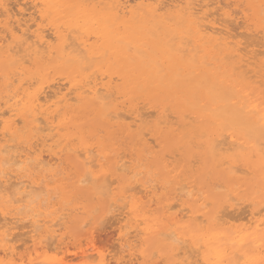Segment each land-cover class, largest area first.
Returning a JSON list of instances; mask_svg holds the SVG:
<instances>
[{
	"label": "rangeland",
	"instance_id": "1",
	"mask_svg": "<svg viewBox=\"0 0 264 264\" xmlns=\"http://www.w3.org/2000/svg\"><path fill=\"white\" fill-rule=\"evenodd\" d=\"M11 1V2H10ZM27 2H25L24 0H22L21 2H20V0L18 1H15V0H8V1H4L5 3H7L6 5H7V7H10V8H8V9H10L11 11H12V9H13V11L12 12H15V11H17V3H21V6H22V4L25 2V4H28V5H25V4H23V5H25V7L27 6V8H29L28 6L30 5L31 7H30V9L29 10H26V8L25 7H23L22 6V8H25V10H26V12H27V14L28 13H32V14H34L33 16L35 17V18H37L36 20H37V22H35V18H34V20L32 21L31 20V25L33 24L35 27H32V29H31V27H30V32L29 33H33L32 31H33V28H34V31H35V29L38 27H42L41 25L44 23L43 21H41L40 20V17L37 15L38 13H34L35 12V10H36V8H34L35 6V3L33 2V0H26ZM138 1H140V0H138ZM138 1H134V0H130V2H131V7H133V8H136V6H138L137 5V3H138ZM162 1V5H167L168 4V7L166 6V8L164 7V9H162V11H161V13H164L165 11H168V10H177V9H180L181 7H182V5H183V7H184V4L186 3L187 5H192L193 3H194V5L196 4L197 6L195 7V9L197 10V14H195L196 16H195V20H197L198 22H196V26H197V28H199L198 26L199 25H201V27H202V25H204V24H209V23H213V24H215V26H217V27H219L220 29H222L224 26V29H226V28H228V29H226L225 31H227V32H229L228 34L226 33V32H224L223 33V37H226V35L228 36V38L226 37L225 39H227V41H229L228 43L225 41V39L224 38H221V39H224V42H226V46H225V43L224 42H222V40H220L221 41V43H224V44H220L219 42H217V43H219V44H217V47L215 48V47H213L214 45H212V44H214V43H207L206 42V40H208V39H206L205 37V40H200L199 42H201L203 45L202 46H198V43L199 42H196V38H199V36H200V34H198V33H196V34H194V32H191V33H189V35L188 34H185V33H183L182 35H184V37L185 36H187V39H185V38H183V40L181 39V41H183V42H185L186 41V43H188V45L190 46V48L191 47H195V46H197L194 50H193V53L192 54H195V56L194 55H191V53H189L188 51L187 52H185L184 53V55L185 56H183L182 58L181 57H178L179 58V60L181 59V61H183V62H179V60H177V66L178 67H176L175 65L174 66H171V63L170 62H166L167 63V65H166V69L168 70H166L165 69V74H163V75H155V76H152L151 77V68H150V66H148L147 67V65H142V63H140L139 62V60L137 59V60H135L136 58H130V59H121L120 60V62L121 61H123V63L121 62H119V63H117V64H113V62H112V65H114V66H116V68L117 69H115V68H112V67H114V66H112L111 65V59H110V57L109 56H107V55H96V57L94 56V61H92L91 63H92V66L91 65H87L88 67V73L91 71H94L95 70V67L97 66L98 68V70H97V72H98V74L99 73H101V74H99L103 79L106 77V78H110L111 76L113 77V79H112V77H111V79H112V81H113V83H112V85L114 86V88H115V92H118L117 94L114 92H112V94H111V96H114L113 98L112 97H110L111 99H110V105H108V108H106V109H104L105 107L104 106H102L101 104V107H104L103 108V110H101V108H100V105H99V103H96V104H94V102L93 103H91V104H88V106H87V103H90V100H88V99H86L87 100V103H84L83 104V101L85 102L86 100L84 99V100H82V101H80V99H78V101L77 102H82V104H78L77 102L75 103V101H71L70 102V104H72L73 105V103H74V105L75 106H72V105H70V106H72V108L70 107H67L66 106V108H63L62 107V113H60V115H61V117H59V119H58V121H57V123L58 124H60L61 126V128L59 127V128H56L57 130L55 131H49L48 130V132L45 130L44 132H45V134H44V132H42L41 133V135L43 134L44 136L46 135V143H45V145H46V148L45 149H47V148H50L49 150L50 151H52V153L53 154H56L55 152H56V149H57V154H56V157L58 158V159H56L57 161H55V163H56V165H54L53 164V166L54 167H56V168H54V169H52L51 171L53 172V173H55L56 172V175H57V171H59L62 167H64V168H62V170H60L59 171V176L57 175V177H56V175L53 177L55 180H52L51 178H52V176L51 177H49L48 175L51 173L52 174V172L51 171H49L48 172V170L46 171V173H45V171H44V173L45 174H47V172H48V175H47V177H49V179L46 177L45 179H48V181L47 182H42V183H44V184H40L39 186L40 187H44V186H46L47 187V189L45 188V190L43 191V192H45V193H43V194H41V193H39L38 195V197H35V195H32V198L33 199H35L34 201H33V204L31 203V201L32 200H30L29 202H27L30 206H28V204L26 203V204H24V206L25 207H20L22 210H20V212H21V215L23 216L24 214V216L23 217H26V216H29V214L31 215V214H34V212L36 211L37 212V210L36 209H38V211L39 210H41V212L42 211H44V210H46L45 208H48L46 211H48L49 210V212H51L50 210H52L53 212H51V214H53L54 213V210H56L55 212H63V214L61 215V213H60V215L62 216L61 217V221H62V223H61V221H59L63 226H61V224L59 223L58 224V227L57 228H59V229H57V232H55L56 233V235L55 234H53V236L51 235V234H49V236H47V239L48 238H50V241H52L51 243H50V241L49 240H46L45 242L46 243H44L43 242V245H45V246H40V244L39 245H35L32 241L30 242L29 241V233H28V231L27 230H29L28 228H26L27 226H25V227H22L23 225H22V223L23 224H25V222L26 221H28V218H24L23 220H25L26 219V221H20V222H18L17 223V225H18V227H19V225H20V223H21V225L22 226H20L17 230H16V232H14L15 234H13V236H15L14 238L13 237H11L12 235H10V237L12 238L11 240H16V239H20L19 240V242L21 241V243H17L18 241H14L15 242V244L12 242V241H9L8 243H10V245L12 246V247H16L15 248V251L13 252V253H17V254H12V253H10L9 252V254H11V255H4L3 253L2 254H0V257H2V262H3V264H14V263H18V264H21L22 262H19L20 260H21V257L23 258V260L25 259L24 257H26V258H29L30 256H31V259H32V263L33 264H42L41 263V261L44 259V258H54V257H57V258H61V255H62V257L64 258L65 256L67 257H65V261H68V262H70L71 264H86V263H88V264H99V262H100V260H101V256H103L104 258H105V260L107 261V263L108 264H112V263H116V264H125L124 262H126V264H131L132 262L134 263V264H159V263H157V261L158 262H160L159 261V259H161V262L163 261V264H188V262H189V260H190V262L192 263L193 262V264L194 263H196L197 261L199 262V264L201 263V264H214V262H215V259L214 258H212L213 257V254H212V252H211V249L210 248H213V247H219L220 249H222V250H224V254H225V257L223 258V263L222 264H247V263H245V261L247 260V259H254V258H256V260H255V262H254V264H264V223L263 224H260V225H257V224H259L261 221H260V219H262V218H264V209H263V204H264V169H262L261 168V166H259L258 165V163H257V161H256V157L254 156V155H251V154H254V149H255V147H253V143H254V140H253V138L249 135V129L247 128V126H245L246 124H244V122L245 121H247L246 119V116L244 117V116H242L241 118H243V120H245L243 123H242V121L240 122V120H238V116H237V120H238V122H240L239 124L241 125V124H244V127H245V129H243V127H241V128H237V127H239L240 125L239 124H235V121H234V126L233 125H231L230 126V123H231V121H230V123L229 122H227V121H224L223 122V120H234V118H236L235 116H234V113H235V111L234 110H236L237 108H240V107H242V106H246L245 104H246V102H249V103H252L253 104V102H254V106L256 107L257 105H258V108H256V111H257V113L258 114H261V113H263V110H264V0H178V2H176L175 3V1H177V0H161ZM160 1V2H161ZM192 2V4H189V2ZM195 1V2H194ZM205 1V2H204ZM31 2V3H30ZM177 4V6L178 7H173L174 6V4ZM207 2V3H206ZM15 3V4H14ZM37 3V2H36ZM183 3V4H182ZM10 4H11V6H10ZM33 4V5H32ZM145 4H146V2H145ZM147 4H148V2H147ZM199 4V5H198ZM16 7H15V6ZM170 5V6H169ZM172 5V6H171ZM181 5V6H180ZM203 5H205V6H203ZM13 6V7H12ZM172 7V8H171ZM192 7H193V5H192ZM14 8H16V10L14 9ZM34 8V9H33ZM198 8L200 9V10H198ZM263 8V9H262ZM2 9V8H1ZM33 9V10H32ZM201 10H202V12H201ZM210 10V11H209ZM251 10V11H250ZM29 11V12H28ZM30 11H34V12H30ZM206 11V12H205ZM209 11V12H208ZM1 12V11H0ZM201 12V13H200ZM223 12V13H222ZM196 13V12H195ZM212 13V14H211ZM222 13V14H221ZM262 13V14H261ZM164 14H167V12L166 13H164ZM252 14V15H251ZM249 15H251V16H249ZM3 17H4V19H6V14H5V16H4V14L2 15ZM28 15H26V17H27ZM199 16V17H198ZM205 16V17H204ZM225 16V17H224ZM201 17V18H200ZM203 17V18H202ZM243 17V18H242ZM0 18H1V16H0ZM39 18V19H38ZM228 18V19H227ZM14 19V18H13ZM12 19V20H13ZM26 19H30V18H26ZM205 19H207V20H205ZM208 19L210 20V21H208ZM214 19V20H213ZM217 19V20H216ZM250 19H251V21H250ZM2 20H3V18H2ZM8 20H10L11 21V19H6V20H3V21H1V19H0V21H1V25L0 26H2V24H3V26H5L4 24L6 23V21H8ZM15 21V20H14ZM24 21V20H23ZM23 21H21V22H23ZM46 21V20H45ZM12 22V21H11ZM10 22V23H11ZM34 22V23H33ZM41 22H43L42 24H41ZM173 22H175L174 23V27H177L178 26V29L179 30H185V29H187L185 26L183 27V22L181 23L179 20L177 21V19H173V21L171 20V23H173ZM178 22V23H177ZM223 22V23H222ZM247 22V23H246ZM15 23V22H14ZM14 23H13V26L12 27H16V25H14ZM25 23V22H24ZM23 23V24H24ZM29 23V22H28ZM38 23H40L41 25L40 26H38L39 24ZM47 24H45L44 26V28L42 27V29H43V31H44V29H46L45 30V32L44 33H47V35H49V32H50V36H48L51 40H53L55 37H52V35L53 36H55L53 33H54V28L53 27H51V29H48V28H50L49 27V22L47 21L46 22ZM177 23V24H176ZM199 23V24H198ZM225 23V24H224ZM228 23V24H227ZM12 24V23H11ZM17 24V23H16ZM35 24H37V26L35 25ZM49 24V25H48ZM182 24V25H181ZM227 24V25H226ZM30 25V26H31ZM221 25H223L222 26V28H221ZM23 26H25V25H23ZM254 26V27H253ZM249 27H250V29H249ZM38 28L36 29V30H38ZM53 28V29H52ZM1 30H0V32H1V34L4 36V30H6V29H3L2 27L0 28ZM3 29V30H2ZM256 29V30H255ZM51 30V31H50ZM199 30H200V28H199ZM259 30H261V31H259ZM200 31H202V30H200ZM210 31V30H209ZM257 31H259V33H257ZM4 32V33H3ZM8 32V31H7ZM6 32V33H7ZM36 32H39V31H36ZM42 32V31H41ZM251 32V33H250ZM28 33V34H29ZM44 33H42V34H44ZM226 33V34H225ZM252 33H255V34H252ZM8 34V33H7ZM7 34H5L7 37H8V35ZM197 34H198V36H197ZM258 34V35H257ZM19 35H20V33H19ZM46 35V34H45ZM46 35V36H47ZM159 35V36H158ZM156 34L155 36H153V35H147L145 38H144V45H146V47L147 48H149L150 50H152V46H155V45H159V44H162V42H165L164 41V39H166V38H169V36L170 35H162V34ZM161 35V36H160ZM225 35V36H224ZM29 36H31L30 34H29ZM79 37L78 38H80V40H82L81 38L82 37H80L81 35H78ZM83 36V35H82ZM220 36H222V35H220ZM259 37V39H258V37ZM47 37V38H48ZM152 37L153 38H155V39H152ZM171 38H172V36H170ZM178 37V38H177ZM177 39H176V41H179L180 40V37H179V35H177ZM219 37V36H218ZM233 37V39H231ZM263 37V38H262ZM46 38V39H47ZM49 38H48V42L50 43V41H49ZM53 38V39H52ZM85 38V37H84ZM95 40H94V39ZM148 38H150V39H148ZM204 38H199V39H204ZM10 39V38H9ZM93 39V40H92ZM147 39V40H146ZM161 39V40H160ZM185 39V40H184ZM191 39V40H190ZM198 39V40H199ZM56 40V39H55ZM55 40H54V42H55ZM152 40V41H151ZM169 40V42L171 43V41H170V39H168ZM167 40V41H168ZM172 40V39H171ZM189 42H188V41ZM250 40V41H249ZM11 41V40H10ZM91 41L92 42H90L89 41V43H95L96 41H98L95 37H92L91 38ZM145 41H146V43H145ZM155 41V42H154ZM161 41V42H160ZM175 41V40H174ZM234 43H233V42ZM52 42V41H51ZM153 42V43H152ZM173 42V41H172ZM213 42V41H212ZM230 42H232V44L230 43ZM253 42V43H252ZM260 42V43H259ZM101 43V42H100ZM168 43V42H167ZM190 43V44H189ZM247 43V44H246ZM256 43V44H255ZM54 43H52V45H53ZM197 44V45H196ZM208 44H210L209 46H208ZM216 44V43H215ZM237 44H239V45H237ZM249 44V45H248ZM262 44V45H261ZM167 45H169V44H167ZM195 45V46H194ZM229 45V46H228ZM234 45H235V47L236 48H238V49H241L240 50V52L239 53H241L242 55H245V54H248V55H246L244 58H245V60L246 59H249V61H250V63H252V64H255L256 65V67H254L255 65H252V64H250L249 65V67H247V69H246V67H244V69H246L245 71L247 72H245V71H243L244 69L242 68V67H236L237 66V61H238V58L237 57H235L233 54L235 53H238V52H236V48L235 49H233V47H234ZM247 45V46H246ZM228 46V47H227ZM240 48H239V47ZM242 46V47H241ZM246 46V47H245ZM204 47H206V48H209V50H211L212 49V51L210 52V55H207L206 56V54H208L206 51H205V48ZM199 48H201V49H199ZM203 48V49H202ZM246 49V50H244V49ZM260 50H259V49ZM249 49H251V50H249ZM262 49V50H261ZM231 50H233V54H232V57H231ZM254 51V56H256V59H254V57H253V51ZM258 51V53H259V55H258V53H256L255 54V52H257ZM246 51V52H245ZM251 51V55H250V52ZM195 52V53H194ZM245 52V53H244ZM263 53V55L262 54H260V53ZM244 53V54H243ZM187 54H189V55H187ZM223 55H224V57H223ZM228 55H229V57H228ZM98 56H100V57H98ZM107 56V57H106ZM190 56V57H189ZM206 58H205V57ZM234 56V57H233ZM250 56H252L251 58H250ZM194 57V58H193ZM222 57V58H221ZM227 57V58H226ZM249 57V58H248ZM99 58V59H98ZM178 58H176V59H178ZM189 58H191V60L189 59ZM205 58V59H204ZM217 58V59H216ZM243 58V59H244ZM64 59H66V58H64ZM96 59V60H95ZM97 59H98V61L100 62L101 61V59H102V61L104 62V63H99V62H97ZM104 59V60H103ZM194 59V60H193ZM208 59H210V60H208ZM252 59V60H251ZM259 61H258V60ZM59 60V61H58ZM93 60V59H92ZM124 60H125V63H124ZM57 61L58 62H60V59H57ZM67 61V62H66ZM66 61L65 60H62L60 63H58V62H56V60L54 61V63L55 64H52V69L50 68V74L52 75V76H48L47 75V79L49 80V82L50 83H57V84H54V85H56V87H58V86H60L61 87V83L63 84L62 85V87L64 88V86H65V88L63 89V91L65 92H67L68 94L70 93V92H74L75 93V90H77L78 88H76V87H74L73 88V84H71V83H74L75 82V80L76 79H78L79 77H81V75H80V71H78L79 70V68H78V63H77V61H74V60H67L66 59ZM203 61V62H202ZM206 61H210L209 62V65H207L208 64V62H207V64H206ZM64 62V63H63ZM66 62V63H65ZM116 62H118V61H116ZM201 62V63H200ZM253 62H255V63H253ZM70 63H74L73 65H71ZM130 64V65H125V64ZM133 63V64H132ZM69 64L71 65L70 67H69ZM123 65V67L122 66H120L119 68L121 69V71H119L120 69H118V66L119 65ZM132 64V65H131ZM261 64V65H260ZM94 65V66H93ZM96 65V66H95ZM127 66V67H129V69L127 70V68L125 67V66ZM203 65V66H202ZM206 65V66H205ZM211 65V66H210ZM235 65V66H234ZM263 65V66H262ZM28 67V69H27V72H29V73H27L26 72V74H24L23 76H20V78L22 79V77H24L22 80H21V82H20V80H18V82L17 81H15L13 84H14V87L12 88L11 86H12V84H8V74H7V71H8V73H11L12 71V69L11 68H13L11 65H9L4 59H2V60H0V81H1V83H0V96L2 95V98L0 97V99H3V96L4 95H7V94H9V93H11L10 91H14L13 89H16V88H18L20 85H21V83H23L24 82V85H27L28 84V82H26V81H28V79H30V78H32V77H30V76H32L31 74H33L34 73V69L33 68H30L31 66H29V63H28V65H27ZM132 66H134V67H132ZM171 66V67H170ZM259 68H261V70H259L258 69V67ZM103 67H104V69H103ZM109 67V68H108ZM168 67H169V69L171 70H169L168 69ZM209 68V74L207 75L206 73H205V70L206 69H208ZM224 67V68H223ZM233 67H235V68H233ZM254 67V68H253ZM8 68H10V69H8ZM77 68H78V70H77ZM93 68V69H92ZM107 68H108V70H107ZM124 69V73H122L123 75L124 74H127L126 72L128 71V73L129 74H127V77H126V75H122V74H120L119 72H123L122 70ZM150 68V69H149ZM256 68V69H255ZM30 69H32L33 71H31ZM143 69V70H142ZM145 69V70H144ZM180 69V70H179ZM243 69V70H242ZM249 69H250V71H251V73H253L254 74V76H252L251 75V73H248V72H250L249 71ZM263 69V70H262ZM195 70V71H194ZM198 70V71H197ZM256 70H257V72H256ZM105 71H106V73H107V75H105ZM126 71V72H125ZM133 73H131V72ZM173 71H174V73H176V71L177 72H182V73H185V72H187V73H190V72H192V73H190V74H192V76L191 77H189L190 76V74L188 75V77H189V79L190 78H192V79H194V80H192V79H190L189 81L192 83V82H196V81H199L200 80V78L202 77L203 78V74L205 75H207L209 78H211V79H208L207 77V79H208V81L205 79V81H204V78L203 79H201V81L203 82L202 83V85L200 84V85H198V84H194L193 83V85L192 84H190V83H188L189 81H187L186 82V80L184 79V82H182L183 80H181V78H182V76L178 79V81L177 82H175V79H174V77H173V75H172V73H173ZM261 71V72H260ZM83 72H84V70H83ZM86 72V73H85ZM85 74H88L87 73V70H85ZM90 72V73H91ZM96 72V70L94 71V73ZM142 72H143V74H142ZM195 72V73H194ZM246 74H245V73ZM61 73V74H60ZM73 73V74H72ZM117 73V74H116ZM135 73V74H134ZM167 73V74H166ZM245 75H244V74ZM2 74V75H1ZM4 74L5 75H7L6 77V79L4 78L5 76H4ZM64 74V75H63ZM82 74V73H81ZM148 74V75H147ZM241 74V75H240ZM248 74V75H247ZM258 74V75H257ZM259 74H261L262 76H260ZM83 75V74H82ZM94 75H97L96 73L94 74ZM110 77H109V76ZM114 75H116L117 77H114ZM136 75V76H135ZM139 75H140V80H136V79H139ZM205 75V76H206ZM212 75V76H211ZM247 76V77H244V76ZM258 76V77H255V76ZM4 78H2V77ZM36 76V75H35ZM56 76V77H55ZM61 76V77H60ZM99 76V78H101ZM105 76V77H104ZM143 76V77H142ZM150 76V77H149ZM165 76V77H164ZM170 76H172V77H170ZM250 76V77H249ZM260 76V77H259ZM33 77H34V75H33ZM49 77V78H48ZM97 77H98V75H97ZM129 77V78H128ZM131 77V78H130ZM147 77V78H146ZM161 77V78H160ZM167 77V78H166ZM214 77H215V79L216 80H218V78H219V80L220 79H226V81H225V83H224V81H222V80H220L219 81V83L217 84V85H219L220 87H222L223 89H222V92H224V93H222V94H219L220 93V91H218V90H220V89H215V90H217V92L214 90V88H215V86L214 85H211V84H209L210 82H212V80H215L214 79ZM217 77V78H216ZM51 78V79H50ZM65 79V80H62V79ZM76 78V79H75ZM104 79L103 81L105 82V81H107L108 79ZM119 78H121V79H119ZM128 79L127 81H126V79ZM134 78H135V80H134ZM154 78V79H153ZM166 80H165V79ZM169 78V79H168ZM250 78V79H249ZM26 79V80H25ZM34 79H35V77H34ZM34 79H31L30 81H33V83H34ZM75 79V80H74ZM131 80V82H129L130 80ZM133 79V80H132ZM150 79V80H149ZM153 79V80H152ZM162 79H164L165 81H163ZM170 81H168V80ZM199 79V80H198ZM258 79H259V81H261V83H263V84H260L259 82H258ZM263 81H262V80ZM3 80V81H2ZM6 80H8V81H6ZM24 80V81H23ZM36 80V79H35ZM69 80V81H68ZM74 80V81H73ZM119 80V81H118ZM123 80H125L126 81V84H128L129 83V85H127V86H125L124 84H125V81H123ZM152 80V81H151ZM161 80V82H163V83H161V82H158V81H160ZM173 80V82H175V83H173V85H171L172 83H171V81ZM196 80V81H195ZM210 80V81H209ZM229 80V81H228ZM4 81H6V83L4 82ZM37 81H39V80H37ZM37 81H35V83H39L40 84V81L39 82H37ZM61 81V82H60ZM66 81V82H65ZM68 81V82H67ZM71 81V82H70ZM132 81H134V82H132ZM157 81V82H156ZM181 81V82H180ZM20 82V83H19ZM58 82L60 83V84H58ZM123 82V83H122ZM154 82V83H153ZM166 84H165V83ZM186 82V83H185ZM218 82V81H217ZM220 82H223L222 84H223V86L220 84ZM6 85H5V84ZM10 83V82H9ZM27 83V84H26ZM66 83H68V84H66ZM136 83H138V84H136ZM142 83V86L141 87H139L138 85H140ZM159 83V84H158ZM189 85H188V84ZM201 83V82H200ZM206 84V83H208V84H206V86H208V88H205L204 86H203V84ZM37 84H35V86H37ZM38 84V85H39ZM116 86H115V85ZM146 84V85H145ZM155 84V85H154ZM157 84V85H156ZM165 84V85H164ZM5 85V86H4ZM10 85V86H9ZM58 85V86H57ZM71 85V86H70ZM118 85V86H117ZM151 85V86H150ZM160 85V86H159ZM167 85V86H166ZM198 85V86H197ZM216 85V88H218V86ZM69 88H68V87ZM136 86V87H135ZM147 87V89L146 88H144V87ZM261 86V87H260ZM7 87H9V89L11 88L12 90H10L9 91V89L7 88ZM16 87V88H15ZM55 87V86H54ZM61 87V88H62ZM127 87V88H126ZM160 87V88H159ZM184 87V88H183ZM189 87V88H188ZM219 87V88H220ZM4 88V89H3ZM8 89V91H9V93H7L8 91H6L5 89ZM73 88V89H72ZM76 88V89H75ZM126 88V89H125ZM140 88V89H139ZM142 88V89H141ZM143 88H144V90H143ZM212 89V90H209V89ZM233 88V89H232ZM65 89H70L69 91H67V90H65ZM205 89H207V90H205ZM1 90H2V94H1ZM49 91V89L47 88L46 89V91ZM188 90V91H187ZM210 91L211 93H212V91H213V93L215 94V95H217V97L215 98V95L213 96V94H211V93H209V92H207V91ZM226 90V91H225ZM5 91V92H4ZM78 91V90H77ZM76 91V92H77ZM114 91V90H113ZM130 91V92H129ZM145 91V92H144ZM147 91V92H146ZM206 91V92H205ZM50 92H51V89H50ZM50 92H48V93H50ZM125 92H126V94H125ZM197 93V94H196ZM207 93H209L210 95H211V98L207 95ZM234 93V94H233ZM128 94V95H127ZM142 94H144V95H142ZM175 94H176V96H175ZM126 95V96H125ZM131 95V96H130ZM190 95V96H189ZM219 95H223V96H220V97H222V98H219L218 99V96ZM229 95V96H228ZM69 96H74V94H70ZM117 96V97H116ZM129 96L132 98L131 100L129 99ZM138 96V97H137ZM140 96V97H139ZM146 97L145 99H144V97ZM194 96V97H193ZM200 96V97H199ZM7 97V96H6ZM6 97H4V99L3 100H1V102L2 101H4V100H6L7 98ZM53 97V96H52ZM51 97V100H54L53 98ZM120 97V98H119ZM124 97L126 98V99H124ZM198 97V98H197ZM212 97H214V99L212 98ZM225 97V98H224ZM232 97V98H231ZM236 97V98H235ZM6 98V99H5ZM114 98H116V99H114ZM139 99V101H137V100H134V99ZM226 98L227 99H229V100H226ZM239 98H241V100H242V98H245V99H243L242 101L243 102H241V100H239ZM113 99L114 100H116L117 102H116V106H115V104H114V101H113ZM118 99H119V101H118ZM122 99V102L120 101ZM141 99V100H140ZM217 99V100H216ZM232 99H236V100H232ZM247 99H251L250 101L249 100H247ZM56 100V99H55ZM75 100V99H74ZM135 102H134V101ZM196 100V101H195ZM198 100H200V101H198ZM212 100V101H211ZM226 102V104H225V106L226 107H228V109H231V110H228V109H225L226 111L225 112H222L221 110L223 109H221L220 111H219V104H220V102H221V104H222V102ZM227 101H229V102H227ZM231 101V102H230ZM233 101H235L234 103H233ZM92 102V101H91ZM121 102V103H120ZM127 102V103H126ZM190 102V103H189ZM196 102V103H195ZM219 102V104H217V103ZM224 102V103H225ZM243 104V105H241V103ZM112 103V104H111ZM138 103V104H137ZM140 103V104H139ZM198 103V104H197ZM201 103H204L203 105L201 104ZM205 103H206V105H205ZM209 103V104H208ZM213 103L215 104V105H217V106H215V105H213ZM238 103H239V106H238ZM249 103H247V104H249ZM120 104V105H119ZM123 104H125V105H123ZM133 104V105H132ZM143 104V105H142ZM147 104V105H146ZM220 104V105H221ZM251 104V105H252ZM255 104H257V105H255ZM1 105H3V104H1ZM79 105V106H78ZM80 105H82V108L80 107ZM89 105H91V107L92 108H89ZM93 105H95V106H93ZM123 106L122 108L120 107V109H119V107H118V112H119V114H120V111H121V109H122V111H124V109H125V111L123 112V114L124 113H126L127 114V116L129 117V119H130V117L132 118L133 116L135 117V115H134V113L135 114H137L139 111H141V110H144V108H145V110L144 111H142L140 114H146V116L149 114V118L148 117H146V116H144V117H146V121H148V122H144V124H143V120L145 119L144 117V119L142 118V116H143V114L142 115H139V116H141V118H142V122H140L139 121V116H137V121H136V119L134 120V117L132 118V119H126V118H128V117H126L125 118V116H123L122 117V119H121V116H119L118 117V114H116V109H114L113 110V108H114V106H115V108L117 107V106ZM135 105V106H134ZM141 105V110H139V106ZM167 105V106H166ZM192 105H196L195 107H192ZM208 105V106H207ZM85 106L86 107H88L87 109L85 108ZM124 106H125V108H124ZM137 106V107H136ZM202 106V107H201ZM224 106V107H225ZM232 108H231V107ZM74 107V108H73ZM135 107V108H134ZM165 107H167V108H165ZM197 107V108H196ZM204 107V108H203ZM212 107H214L215 109H216V111H212V113H211V108ZM225 107V108H226ZM68 108V109H67ZM95 108H97V109H95ZM124 108V109H123ZM133 108H134V110H133ZM149 109V111H151L154 115H151L150 114V112L148 111V109ZM170 108V109H169ZM195 108V109H194ZM200 108V109H199ZM206 108H209V109H206ZM214 108H212V110H214ZM252 107H249V109H251ZM3 109H5V107H3ZM73 109V110H72ZM83 109H86V110H83ZM96 111H95V110ZM135 109H138V110H135ZM164 109L166 110H169V112L167 111H164ZM234 109V110H233ZM66 110H67V113H66ZM72 110V111H71ZM75 110V112H74V114H73V111ZM101 110V111H100ZM120 110V111H119ZM126 110L128 111V113L126 112ZM132 110H133V112H132ZM171 110V111H170ZM224 110V109H223ZM233 110V111H232ZM246 110H248V109H246ZM76 111H78V112H76ZM102 111H105L104 113L108 116V114L107 113H109V116H110V118L108 119L107 118V116L105 115V117H104V113H100V112H102ZM130 111V112H129ZM145 111H146V113H145ZM156 111V112H155ZM229 111H230V113H232L231 115L233 116H231L230 114H229ZM255 111V110H254ZM255 111V112H256ZM90 112H92V113H90ZM94 112V113H93ZM149 112V113H148ZM218 113L219 115H214L215 113ZM220 112H222L221 114H220ZM234 112V113H233ZM248 112V111H247ZM253 112V111H252ZM77 115H76V114ZM96 113V114H95ZM131 113H133V114H131ZM157 115H156V114ZM166 113H168V114H172L171 116L172 117H174V118H172V117H170V116H168V114H166ZM224 113V114H223ZM256 113V114H257ZM8 115H9V113H7ZM5 115V117L7 118L8 117V115ZM73 114V115H72ZM92 115V116H90V115ZM98 114V115H97ZM100 114H102V116L105 118H102V116L100 115ZM130 114H131V116H130ZM160 114V115H159ZM162 114H165L164 115V117H166V118H163V117H161L160 118V116H162ZM212 114V115H211ZM257 114V115H258ZM75 115V116H74ZM97 115V116H96ZM115 115H117V117H113V116H115ZM138 115V114H137ZM169 117H167V116ZM174 115V116H173ZM186 115L188 116V117H186ZM215 117H214V116ZM222 115V116H221ZM223 115L225 116L224 117V119H222L221 120V118H219V117H223ZM229 116V118H231V119H228L226 116ZM66 116V117H65ZM153 116V117H152ZM192 116V117H191ZM195 116V117H194ZM74 117V118H73ZM80 117V118H79ZM154 117H157L156 119L154 118ZM191 117V118H190ZM17 118V117H16ZM60 118H62L63 120H64V122H62V121H60V120H62V119H60ZM79 118V119H78ZM111 118H113V119H111ZM116 118V119H115ZM163 118V119H162ZM215 118H217V119H215ZM246 118V119H245ZM118 119V120H117ZM151 119V120H150ZM159 120V122H158V120ZM162 119V120H161ZM169 119V120H168ZM172 121H171V120ZM189 119H190V121H189ZM192 119H194V120H192ZM66 120V121H65ZM68 120V121H67ZM106 120H108L109 122H107ZM111 120V121H110ZM114 120V121H113ZM135 121V122H132V121ZM166 120H167V122H166ZM177 120V121H176ZM194 121V123L192 122V121ZM199 120V121H198ZM236 120V119H235ZM116 121V122H115ZM171 121V122H170ZM222 121V122H221ZM62 124H61V123ZM112 122H115V123H112ZM121 122H122V124H121ZM151 122H153V123H151ZM158 122V123H157ZM161 122V123H160ZM165 122L166 123H168L167 125L165 124ZM190 122H192V123H190ZM200 122V123H199ZM227 122V123H226ZM20 123V122H19ZM132 123H134V124H132ZM142 125H141V124ZM149 123V124H148ZM163 123V124H162ZM176 123V124H175ZM179 125H178V124ZM226 123V124H225ZM237 123V122H236ZM1 124V123H0ZM22 124L23 123H21L18 127H19V129L22 127ZM25 124V123H24ZM23 124V125H24ZM101 124V125H100ZM112 124V125H111ZM131 124L132 125H135L136 124V126H138V125H141V126H138V127H133V126H131ZM138 124V125H137ZM146 124V125H145ZM151 124V125H150ZM165 124V125H164ZM187 126H189V124H191V126H193V127H195V129H193V130H191V131H193L194 132V130H195V134H193V132H191V131H188V130H190V128L189 127H187ZM198 125V126H194V125ZM232 124V123H231ZM84 125H85V127H84ZM88 125H90V126H88ZM92 125H93V128H92ZM116 125V126H115ZM125 125V126H124ZM143 125H145L146 127H144ZM170 125V126H169ZM179 127H178V126ZM185 127H183V126ZM227 125V126H226ZM236 125V126H235ZM1 126V128H2V124L0 125ZM26 125H24L23 126V128H22V130L20 129V131L18 130H16V132H15V134H13L14 136H13V138H15L14 140H13V138L12 139H10V143H11V145L14 143V144H19V145H22V148H21V146L19 147V145L17 146V147H19L18 149H23V148H25V147H27L28 145L27 144H29V143H38V142H35V141H33L34 139H37V137L36 136H33L34 137V139L32 140V142L30 141V142H28L27 143V141L29 140V138H30V140H31V134L32 133H29L30 131H29V129L26 127V128H24ZM68 126V127H67ZM70 126V127H69ZM99 127L98 129H97V127ZM110 126H111V128H110ZM114 128H113V127ZM121 126V127H120ZM150 126V127H149ZM190 126V127H191ZM243 126V125H242ZM62 127H65V128H62ZM87 127H88V129H87ZM128 127V128H127ZM132 127V128H131ZM140 127H142L141 129H140ZM147 127H149V129L147 128ZM156 127V128H155ZM161 127H162V129H161ZM0 128V129H1ZM83 128H85V129H83ZM102 130H101V129ZM113 128V129H112ZM122 128V129H121ZM152 128V129H151ZM189 128V129H188ZM192 128V127H191ZM237 128V129H236ZM24 129H27V130H24ZM60 129V130H59ZM64 129V130H63ZM71 129V130H70ZM119 129V130H118ZM139 129L141 130V131H139ZM144 129V130H143ZM147 129V130H146ZM174 129H176V130H174ZM177 129L178 130H180V132L178 131L177 132ZM185 129V130H184ZM186 129H188V130H186ZM232 129H234V132H232L233 130ZM85 130V131H84ZM88 132H87V131ZM98 130V131H97ZM101 130V131H100ZM116 130H118V131H120V132H117ZM149 130V131H148ZM202 130V131H201ZM205 130V131H204ZM238 130V131H237ZM27 131H29L28 133H27ZM63 131V132H62ZM95 131H97V132H99L98 134H97V132H95ZM105 131L107 132V133H105ZM142 131L144 132V134H146V135H144L143 133H142ZM174 131V132H173ZM204 131V132H203ZM236 131V132H235ZM246 131V132H245ZM19 132V133H18ZM22 132V133H21ZM25 132V133H24ZM130 132H132L131 133V135L130 134H128V133H130ZM138 132V133H137ZM147 132V133H146ZM148 132L150 133V134H148ZM239 134H238V133ZM244 132V133H243ZM23 133L25 134V135H23ZM49 133H51V134H49ZM88 134V136H87V134ZM94 133H96L97 134V136L99 135V137H101V135H102V137H101V139L100 140H102V142L99 140L98 141V138H97V136L96 135H94ZM114 135H113V134ZM115 133H116V136H115ZM121 133V134H120ZM135 133H137V135L135 134ZM176 133V134H175ZM200 133H202V134H200ZM224 133V134H223ZM232 134V139H233V137H235V141H236V143H237V146H238V152L236 153V154H234L235 152H228V153H226V152H222L223 151V149H222V151H220L221 149L220 148H222V147H225V146H227L226 144L224 145H222V147H220V145L221 144H219V145H217V144H215V143H217L218 142V140H219V137H220V139L222 138V139H224V142L227 140V139H225L226 137L228 138V136L230 135V134ZM18 136H20V137H18ZM28 134H30V135H28ZM47 134L48 135H50V136H48V138H47ZM60 134V135H59ZM103 134H104V136H103ZM107 134V135H106ZM124 134L126 135L127 134V137L126 136H124ZM147 134H148V136H147ZM156 134V135H155ZM185 134H186V136H185ZM42 135V137H44ZM52 135L55 137H52ZM92 135H94V136H92ZM125 137L124 139H126V140H124L123 139V136ZM143 136V140H141L140 139V137L141 136ZM75 136V137H74ZM90 136V137H89ZM94 137V138H92V137ZM115 136V137H114ZM128 136H130V137H128ZM144 136H146V138H148V139H146V138H144ZM162 136V137H161ZM237 136H239V140H238V137ZM28 137V138H27ZM36 137V138H35ZM49 137H52V140H51V138H49ZM58 139H57V138ZM60 137V138H59ZM62 137V138H61ZM77 137V138H76ZM105 137V138H104ZM106 137H108V138H106ZM122 139H121V138ZM191 137H194V138H192V140H191ZM244 137V138H243ZM8 138H9V136H8ZM18 138V140H16ZM25 138H27V140L25 139ZM45 138V137H44ZM75 138V139H74ZM142 138V137H141ZM150 138H152V140H150ZM155 138V139H154ZM21 139H23V140H21ZM51 141H53V142H51ZM57 139V141H55ZM62 139H63V141H62ZM65 139V140H64ZM119 140V142H118V144L114 141V140ZM121 139V140H120ZM130 139V140H129ZM147 140V142L145 141V140ZM212 139V140H211ZM218 139V140H217ZM221 139V140H222ZM237 139V140H236ZM13 140V141H12ZM24 140H26L25 142H26V144H23V143H19V141L20 142H24ZM48 140V141H47ZM61 140V141H60ZM70 140H72V141H70ZM76 140V141H75ZM94 140V141H93ZM109 140V141H108ZM113 140V141H112ZM116 140V141H117ZM127 140H129V141H127ZM136 140H137V142H136ZM140 140V141H139ZM150 140V141H149ZM221 140H219V141H221ZM244 142V145H243V143H242V141ZM253 142H252V141ZM12 141V142H11ZM16 141V142H15ZM55 141V142H54ZM60 141V142H59ZM112 141V142H111ZM122 141V142H121ZM131 141V142H130ZM134 141V142H133ZM151 141H153V142H151ZM193 141H195V142H197V143H194ZM210 141H211V144L210 145H208L209 143H210ZM240 141V142H239ZM18 142V143H17ZM24 142V143H25ZM60 144H59V143ZM62 142V143H61ZM65 142V145L63 144ZM88 142H89V144H88ZM95 142V143H94ZM115 142V143H114ZM152 145V146H150V144ZM192 142V143H191ZM223 142V143H224ZM248 142H250V143H248ZM252 142V143H251ZM9 143V144H10ZM47 143H48V145L50 144V147L49 146H47ZM53 143V144H52ZM54 143H55V145L56 144H58V145H54ZM70 144V145H67V144ZM73 143V144H72ZM102 143V144H101ZM157 145V148H156V146L154 147V145ZM180 143V144H179ZM201 143V144H200ZM203 143V144H202ZM220 143V142H219ZM221 143H222V141H221ZM248 143V144H247ZM13 144V146L14 147H16V145H14ZM62 144V145H61ZM102 146H101V145ZM116 144V145H115ZM129 144V145H128ZM133 144H135L134 146L136 147V149L134 148V146H133ZM197 144V145H196ZM251 144H252V146H251ZM30 145V144H29ZM33 145V144H32ZM63 145H64V148H63ZM77 145V146H76ZM118 145H120V147L122 146V148H120ZM123 145H125V147L123 146ZM150 147H149V146ZM195 145H196V147H195ZM214 145H217V147L215 148V146ZM24 146V147H23ZM33 146H35L36 147V145H33ZM57 146H58V148H57ZM70 146V147H69ZM73 146H76L75 147V149H78V152H83V149H86V150H88V151H90L91 153V157H92V159H97V160H99V162H97V164H99V167H98V165H96L95 167H91V169H89L90 167H87L85 164H84V162H81L82 160H83V158L81 157V158H78V157H76L78 154H77V152H76V150H75V152H70L71 151V149L72 148H74ZM96 146H97V148H96ZM99 146V147H98ZM115 146V147H114ZM118 146V147H117ZM127 146V147H126ZM138 146V147H137ZM141 146V148H139ZM199 146V147H198ZM203 146V147H202ZM17 147L15 148V150L17 151L18 149H17ZM65 147H67V148H69V150L67 149V148H65ZM108 147H110V149L108 148ZM145 147H147V148H149L148 150H147V148H145ZM210 147V148H209ZM220 147V148H219ZM37 148V147H36ZM61 148H63L62 150H64L65 149V151H62V150H60ZM71 148V149H70ZM82 148V149H81ZM107 148V149H106ZM124 148H128L127 150L126 149H124ZM133 148H134V150L136 151H134L133 150ZM154 150H153V149ZM175 148V149H174ZM198 148V149H197ZM218 148H219V150H218ZM66 149H67V151H66ZM114 149L115 150H117L119 153H118V155L120 154V149H122L121 150V156H123V154H124V156L123 157H121V156H117V155H115L114 156V154H116V152L114 151ZM141 149H143L142 151H141ZM145 149V150H144ZM173 149V150H172ZM177 149H179L180 151H178ZM216 149V150H215ZM14 150V149H13ZM20 150H18V151H20ZM60 150V151H59ZM100 151V153H102V154H104V155H101V154H99V156H103L104 158H105V160L106 161H104V158H101V157H99L98 156V154L97 153H99V151ZM113 152H115V153H113ZM126 150V151H125ZM149 150H150V152H149ZM151 150H152V152H151ZM175 150H177V151H175ZM243 150H245V151H243ZM69 151V152H68ZM104 151V152H103ZM110 153H109V152ZM145 151V152H144ZM174 151H175V153H174ZM127 152V153H126ZM142 152V153H141ZM245 152V153H244ZM63 153V154H62ZM97 154V156L95 155V154ZM105 153H107V154H105ZM150 153V154H149ZM166 153V154H165ZM203 153V154H202ZM223 153V154H222ZM229 153H230V155H229ZM250 153V154H249ZM77 154V155H76ZM79 154H81V153H79ZM93 154V155H92ZM148 154V155H147ZM174 154H176V156L174 155ZM227 154V155H226ZM249 154V155H248ZM62 155H63V157H65V158H63L62 157ZM76 155V156H75ZM128 157H127V156ZM131 155V156H130ZM161 155V156H160ZM164 155H165V157H167V158H164ZM172 155V156H171ZM177 155H179V157H177ZM61 156V157H60ZM193 156V157H192ZM71 158L70 160H69V158ZM129 157H130V159H129ZM135 157V158H134ZM224 157H226V158H224ZM61 158V159H60ZM63 158V159H62ZM66 158H67V160H66ZM118 158H122V160L121 159H119V161L121 160V161H125L126 159H128L129 160V162L130 163H128V161L127 162H125V164L127 165L128 164V166H129V168H128V166H125V164H124V162L122 163V162H120V164L122 163L123 165H124V167L126 168H128V170L129 169H131L132 168V170H129V172H127V168H126V170L124 169V168H122L121 170H123V171H121L120 172V169H119V172H117V171H115V167L113 166V165H115L116 164V162H118ZM125 158V159H124ZM137 158V159H136ZM144 158V159H143ZM179 158V159H178ZM192 158V159H191ZM199 158V159H198ZM102 159V160H101ZM116 159H117V161H116ZM137 161H136V160ZM146 159H147V161H146ZM166 159V160H165ZM167 159L169 160V161H167ZM178 159V160H177ZM181 159V160H180ZM63 160H65V161H63ZM72 160V161H71ZM75 160V161H74ZM108 160V161H107ZM191 160V161H190ZM58 161H60V162H58ZM115 161V163L113 164V162ZM149 161V162H148ZM190 161V162H189ZM198 163H197V162ZM223 161H225V162H223ZM64 162V163H63ZM67 162V163H66ZM71 162V166H70V163ZM104 162L106 163V164H104ZM138 162H140V163H138ZM143 162V163H142ZM144 162H145V164H144ZM148 162V163H147ZM189 162V163H188ZM227 162V163H226ZM58 163H60V164H58ZM75 163V164H74ZM83 163V164H82ZM138 163V164H137ZM177 163V164H176ZM224 163V164H223ZM231 163V164H230ZM233 163V164H232ZM58 164V165H57ZM134 164V165H133ZM137 164V165H136ZM145 165V167L144 166H142V165ZM170 164V165H169ZM188 164H190V166L188 165ZM84 165L86 166V167H84ZM150 165V166H149ZM152 165V166H151ZM173 165V166H172ZM192 165V166H191ZM194 165V166H193ZM197 165H198V167H197ZM230 165H232L231 167H230ZM53 166H52V168H53ZM58 166H59V168H58ZM71 168H70V167ZM135 166V167H134ZM233 166H236L237 168H239L238 170H240V169H243L244 170V172H243V170H242V173L239 171H234V169H235V167H233ZM256 166V167H255ZM75 167V168H74ZM131 167V168H130ZM142 167H143V169H142ZM67 168V169H66ZM70 168V173L69 172H67V171H69L68 169ZM75 169V172H73L74 170H71V169ZM86 168V169H85ZM94 168H95V170H94ZM100 168H103V169H101L100 170ZM108 168V169H107ZM150 168V169H149ZM152 168V169H151ZM184 168H186V169H184ZM190 168V170H188ZM111 169L113 170V171H111ZM135 169H137V172H136V174H138V175H136L134 172H132V173H134L135 174V176L133 177V182H132V180H131V177H129V175L130 174H132L130 171H136ZM149 169V170H148ZM197 169V170H196ZM245 169H247V170H245ZM54 170H55V172H54ZM67 170V171H66ZM85 171V173L88 171L89 172V174L92 172V171H94V172H92L91 174H94L95 176H96V174H97V177H96V183H94V187H93V183L91 184V181L93 180L92 178H91V180L90 179H88L89 177H91L90 175H89V177H88V175H85L86 177V180L87 181H89V183H86V185H85V178H84V176H83V173L84 172H81V171ZM87 170V171H86ZM103 170V171H102ZM125 170V171H124ZM186 170V171H185ZM64 171H66V172H64ZM72 171V172H71ZM76 171H78L79 173H81V174H79L78 172H76ZM99 171V172H98ZM147 171H148V173H147ZM151 171V172H150ZM157 171V172H156ZM34 172V171H33ZM36 172L37 171H35V174H33L32 172H30V173H28V172H26V173H28V174H26V173H23L22 175H24V174H26L27 176L28 175H31V174H33V176H31V177H29L30 179L33 177V180H35V179H37V177H39V176H42V175H37L36 174ZM108 172V174L110 175L109 177H111L112 176V174H113V177H114V181L113 182H111V178H110V186L108 187V184L107 183H109V180H106V179H109V178H107L108 177V175H106V173ZM110 172V173H109ZM113 172V173H112ZM140 172V173H139ZM146 172V173H145ZM155 172V173H154ZM159 172V173H158ZM208 172V173H207ZM234 172V173H233ZM43 173V172H42ZM43 173V176L45 175ZM63 175V178H62V175ZM66 173H68V176H67V174ZM71 173H73V175L71 174ZM84 173V174H85ZM130 173V174H129ZM145 173V174H144ZM149 173H151V175L149 174ZM152 173H154L155 175H152ZM156 173H158V174H156ZM200 173V174H199ZM39 174H41V172H39ZM126 174H129L128 176L126 175ZM142 174V175H141ZM143 174H144V176H143ZM188 174V175H187ZM207 174L209 175V176H207ZM25 175V176H26ZM64 175H65V177H64ZM80 175H82L81 177H80ZM93 175V176H94ZM105 175H106V177H105ZM46 176V175H45ZM94 176V177H95ZM105 178V180L107 181V183H105L104 181H103V178ZM115 176H116V178H115ZM178 176V177H177ZM262 176V177H261ZM56 177V178H55ZM67 177H68V179H67ZM78 177L81 179L82 177H83V180H84V182H83V180H82V182L81 183H79V181H78ZM152 177V178H151ZM209 177V178H208ZM25 178V179H24ZM23 179L24 180H27V183L29 182L28 181V179H27V177H24ZM61 178V179H60ZM154 178H156V180L154 179ZM178 178V179H177ZM180 178H181V180H185L184 182L183 181H181L180 180ZM70 179V180H69ZM79 179V180H80ZM129 179H130V181H129ZM149 179V180H148ZM152 179V180H151ZM153 179H154V181H155V183L153 182ZM158 179V180H157ZM176 179V180H175ZM55 181V182H52V181ZM74 180H75V183H74ZM77 180V181H76ZM80 180V181H81ZM113 180V179H112ZM135 180H136V182H135ZM146 180H148V181H150V182H148V181H146ZM165 180V181H164ZM179 180H180V182H179ZM207 180V181H206ZM86 181V182H87ZM105 183V184H107L106 186L104 185V184H102L103 182ZM129 181V182H128ZM145 181V182H144ZM167 181V182H166ZM56 182H57V184H56ZM126 182H128V185L130 184V185H132V186H134V184H135V187L137 188V184H139L138 186L141 188L142 187V185L140 186V184L142 183V184H145V185H147L148 187H149V185H150V187H149V189L151 190V196H149V198H145V199H147V200H143L144 198H142L141 199V202H140V199H139V197H137L136 196V198H134L133 200H131L130 201V199H127V200H129L128 201V203H126L127 202V200H122V199H119L118 200V196H117V198L116 197H113L114 196V193H116V194H120V191H119V186H120V190L121 191H127L125 188H123L124 187V185L125 186H127L126 185ZM135 182V183H134ZM139 182V183H138ZM153 182V183H152ZM157 182V183H156ZM167 183V185L165 184V183ZM26 183V184H27ZM79 183V184H78ZM84 183V184H83ZM99 183V184H98ZM101 183V184H100ZM150 183V184H149ZM163 183V184H162ZM184 183V185L186 186V188H184V187H180V185H182V184ZM29 184L30 183H28L27 185L29 186ZM72 184V185H71ZM75 184H76V187H75ZM91 184V185H90ZM96 184H98V185H96ZM153 184H154V186H156V188L155 189H153V188H151V187H153ZM176 184V185H175ZM70 185V186H69ZM95 185H96V187H95ZM129 185V186H130ZM179 185V186H178ZM222 185V186H221ZM234 185V186H233ZM237 185V186H236ZM37 185H34V187H36ZM48 186L54 191V188H56L57 186V189L55 190V192H52V190L50 189V188H48ZM52 186V187H51ZM123 186V187H122ZM128 186V187H129ZM161 186V187H160ZM163 186V187H162ZM166 186V187H165ZM175 186H176V188H175ZM216 186H217V188H216ZM54 187V188H53ZM91 187L94 189H91ZM177 187H179V191L178 192H180V194L181 195H179V193L178 194H176L177 193V191H175V190H177L178 188ZM218 187H219V189H218ZM256 187V188H255ZM60 188V189H59ZM98 188V189H97ZM103 190L104 192H105V194L104 195H102L101 193H98L99 191L101 192V190ZM116 188H118V189H116ZM132 188H134V187H132ZM136 188H135V191L134 190H132L131 189V191H127V193H126V195H129V193L131 194V193H133L134 192V194H135V192L138 190V188H137V190H136ZM139 188V189H140ZM195 188H196V190H195ZM226 188V189H225ZM259 188V189H258ZM29 189H31V188H29L28 187V190ZM44 189V188H43ZM42 189V190H43ZM113 189H115L114 190V192L113 191H111V190H113ZM192 191H191V190ZM231 189V190H230ZM48 190V191H47ZM129 190H130V188H129ZM165 190V191H164ZM181 190V191H180ZM182 190H185L184 192L186 193V190L187 191H191L190 192V195L191 196H188L189 194L188 193H186V194H184L183 193V191ZM198 190V191H197ZM49 192L50 191V193H47V192ZM56 191H58V192H56ZM94 191L96 192V193H94ZM112 192V193H108V192ZM133 191V192H132ZM139 191V190H138ZM137 191V192H138ZM157 191H159V192H157ZM227 191H228V193H227ZM240 191V192H239ZM41 192V191H40ZM155 192V193H154ZM156 192H157V194H156ZM182 192V193H181ZM49 194V195H47V194ZM63 195H62V194ZM76 193H77V195H76ZM103 193V192H102ZM138 193H141V192H138ZM159 193V194H158ZM201 195H200V194ZM41 194V195H40ZM48 196H46V195ZM70 194V195H69ZM94 194H96V195H94ZM101 194V195H100ZM137 194V193H136ZM135 194V195H136ZM183 194V195H182ZM198 194H199V196H198ZM45 197H44V196ZM54 195H56L55 196V198L56 197H58L57 199H55L54 198ZM81 195V196H80ZM113 195V196H112ZM140 195H143L142 193L140 194ZM139 194H138V196H140ZM153 195V196H152ZM159 197H158V196ZM230 195V196H229ZM34 196V197H33ZM41 196H43V199L41 198ZM56 200L55 202H54V199H52V197ZM62 196V197H61ZM93 196V197H92ZM158 197L157 199H156V197ZM169 196V197H168ZM175 196V197H174ZM178 196V197H177ZM184 196V197H183ZM49 197H51V198H49ZM150 197H152V198H150ZM175 199V201L178 203H176L175 205V207H173L174 205H173V203L175 202L174 201V199ZM180 197V198H179ZM229 197V198H228ZM233 197V198H232ZM0 198H1V200H2V202L0 203V206L2 205V204H4L5 206H3L2 205V207H0L1 209L2 208H6V205H7V203H4L3 202V198H2V196L0 195ZM49 198V199H48ZM59 198H60V200H59ZM75 198H76V200H75ZM82 198V199H81ZM177 198V199H176ZM179 198V199H178ZM201 198V199H200ZM41 199H42V201H44L45 203H43L42 201H41ZM47 199V200H46ZM51 199V200H50ZM73 201H72V200ZM111 199H113V200H111ZM115 199V200H114ZM139 199V200H138ZM153 201L154 200V202L155 203H153L152 204V202H150L151 200ZM156 199V200H155ZM231 199H233V200H231ZM244 199V200H243ZM0 200V201H1ZM38 200V201H37ZM64 200H67V201H64ZM109 200H111V201H109ZM138 200V204H140L141 206H137V207H135L134 205H133V201H137ZM204 200V201H203ZM205 200H207V201H205ZM237 202H236V201ZM38 202L39 204H37V206L35 205L36 204V202ZM43 203L42 205H41V202ZM61 201V202H60ZM113 201V203H115V206L114 205H112V203H111V207L113 208H111L112 210H116V211H113L112 212V210H110V212H109V209H107V208H109V204L108 203H110V202H112ZM182 201V202H181ZM226 201V202H225ZM235 201V202H234ZM50 202V203H49ZM52 202V203H51ZM59 202V203H58ZM140 202V203H139ZM166 202V203H165ZM170 202H171V204H170ZM173 202V203H172ZM181 202V203H180ZM184 202V203H183ZM207 202H209V203H207ZM240 202V203H239ZM242 202V203H241ZM255 202H256V204H255ZM68 203V204H67ZM71 205H70V204ZM117 203V204H116ZM152 204V206H151V204ZM186 203V204H185ZM206 203V204H205ZM223 203L226 205V207H225V205L223 206ZM228 203H230V204H228ZM236 204V206H234L233 208H231V207H229L231 204H233V205H235ZM241 204V205H239V204ZM249 203V204H248ZM253 203V204H252ZM32 204V205H31ZM46 205V207H45V205ZM48 204V205H47ZM63 204L65 205V207H63ZM119 204V205H118ZM148 205V207H147V205ZM164 204V205H163ZM170 204V206L171 205H173V206H171V207H173L172 209H168L169 207H168V205ZM202 204H203V206H202ZM248 204V205H247ZM36 206V207H38V208H33V206ZM52 205V206H51ZM60 205V206H59ZM68 205V207H66ZM150 205V206H149ZM166 205H167V207H166ZM227 205H229L228 207H227ZM239 205V206H238ZM34 206V207H35ZM51 206V207H50ZM56 206H57V208H56ZM70 206H72V207H70ZM120 206V207H119ZM126 206V207H125ZM180 208H182V209H180ZM182 206V207H181ZM186 208H185V207ZM223 207V209H222V207ZM251 206V207H250ZM26 207H28L29 209H26ZM79 207V208H78ZM92 207L94 208H96V207H98V208H96L97 210H92ZM163 209H162V208ZM166 207V208H165ZM183 207H184V209H183ZM225 207V208H224ZM236 207H238V209L236 208ZM240 207V208H239ZM262 207V208H261ZM31 208V209H30ZM44 208V209H43ZM62 208V209H61ZM68 208V209H67ZM71 208H73V209H71ZM127 208V209H126ZM142 210H141V209ZM147 208H149V209H147ZM180 210H182V212L184 211V213H185V215H187V216H184V217H182L181 215H179V217H180V219H179V217L177 216L178 215V211H180ZM219 208H221V210H223V211H221ZM229 208V209H228ZM246 208V209H245ZM259 208L262 210H259ZM0 209V210H1ZM24 209V210H23ZM26 209V210H25ZM43 209V210H42ZM60 209V210H59ZM90 209H91V211H90ZM161 209H162V211L163 210H165L166 209V211H161ZM168 209V210H167ZM175 209V210H174ZM177 209V210H176ZM186 209H187V211H186ZM189 209V210H188ZM242 209V210H241ZM247 209H249V210H247ZM257 209V210H256ZM33 210V212H31ZM62 210V211H61ZM64 210V211H63ZM66 210V211H65ZM69 210H72V211H69ZM109 212L108 213V215H107V211ZM137 210V211H136ZM238 210V211H237ZM241 212H240V211ZM45 211V213H48L49 214V212H46ZM89 211H90V213L91 214H88L89 213ZM94 211V212H93ZM219 211V212H218ZM251 211H255L256 212V214H255V218L257 219V222H255V221H249V218L251 217V215L249 214ZM261 211V212H260ZM57 212V214L59 215V213ZM65 212H68V213H65ZM70 212V213H69ZM88 212V213H87ZM117 212L120 214H117ZM142 212V213H141ZM151 212V213H150ZM164 212H168L167 214L166 213H164ZM223 212L224 213V215L222 214V216H220V214ZM229 212H231L232 214H234V215H239V214H241V216H239L240 218L241 217H244V215H247L246 217H244V218H247L248 217V221L246 220V219H244V218H242V219H240V218H231L229 215H227L226 216V214L227 213H229ZM240 212V213H239ZM260 212V213H259ZM24 213V214H23ZM43 213V212H42ZM44 213V214H45ZM65 213V214H64ZM106 213V214H105ZM176 213V214H175ZM214 213H216V214H214ZM249 215H248V214ZM258 213V214H257ZM28 214V215H27ZM57 214H55V215H57ZM67 214V215H66ZM91 215L90 217L91 218H87V216L88 215ZM106 216H105V215ZM114 214V215H113ZM117 214V215H116ZM198 214L200 215V217H198ZM54 215V214H53ZM64 215H66L65 217H64ZM70 215V216H69ZM101 215H103V218H102V216ZM110 215V216H109ZM112 215H113V217H112ZM172 215V216H171ZM174 215H176L177 217H174ZM216 215V216H215ZM217 215H219V216H217ZM0 216H1V218H2V214H1V212H0ZM104 216L106 217V218H109V222L107 221V219H105L104 218ZM109 216V217H108ZM130 216V217H129ZM66 217H68V218H66ZM86 217V218H85ZM101 217V218H100ZM112 217V218H111ZM124 217V218H123ZM198 217V218H197ZM217 217H219L220 219H221V217L223 218V219H221V220H219V218L217 219ZM114 218H115V220H114ZM116 218L119 220H116ZM120 218L121 219H123V220H121L120 221ZM126 218V219H125ZM205 220H203V219ZM65 219V220H64ZM67 219V220H66ZM83 219L85 220V219H88V220H90L87 224H84V222L86 223V221H88V220H85V221H83ZM100 219V220H99ZM101 219H102V221H101ZM106 220V222H105V220ZM69 220H70V222H69ZM113 220V221H112ZM128 220V221H127ZM227 220V221H226ZM0 221H1V219H0ZM81 221H82V223L84 224V225H86V226H84V228H82V225H81ZM101 221V222H100ZM116 221H118V222H116ZM135 221V222H134ZM203 221V222H202ZM68 222V223H67ZM220 222V223H219ZM96 223V224H95ZM97 223H100V224H98V226H97ZM109 225V227H108V225ZM119 223H121V224H119ZM218 223V224H217ZM27 224V223H26ZM81 225V227H80V225ZM94 224L97 226V227H95L94 226ZM114 224V225H113ZM115 224H117L116 226H117V228H116V226H115ZM2 225H3V219H2ZM93 225V226H92ZM104 227H102V226ZM104 225H107L106 227L104 226ZM119 225H121L122 226V234H124L125 233V236H123V238H126V236L128 235V234H130V236L128 235L127 237H128V241L126 240V239H124V240H126L127 241V246L129 247H127V249L123 246V245H120L121 244V241H119L118 240V235H115L114 236V234L116 233V231H115V233H111L113 230H115L114 228H116L117 230H118V226ZM128 225V226H127ZM171 225V226H170ZM200 225H201V227H200ZM0 226H1V224H0ZM90 226H92V227H90ZM112 226V227H111ZM100 227H102V228H100ZM114 227V228H113ZM124 227V228H123ZM127 227V228H126ZM134 227V228H133ZM22 228H25V229H23L24 230V232H23V230H21ZM63 228V229H62ZM92 228H94L95 230H92ZM97 228L99 229V230H97ZM112 228H113V230H112ZM237 228H239L241 231H242V233H245V232H248V233H252V232H254V233H256L257 234V238L256 239H254L253 238V235L251 236V237H249L247 240H245V242L243 243V245L242 246H239L236 242H235V240L238 238V237H240V236H238L237 237V234L238 235H240V231H236V229ZM1 230L0 231H2L4 228H0ZM62 229V230H61ZM67 229V230H66ZM107 229H109L108 231H107ZM127 229V230H126ZM131 229V230H130ZM140 229V230H139ZM169 229V230H168ZM171 229V230H170ZM15 230H13V231H15ZM21 230V231H20ZM60 230V231H59ZM106 230V231H105ZM131 231L130 233H128L129 231ZM20 233H19V232ZM62 231H64V232H62ZM98 231V232H97ZM102 231H104V232H102ZM171 231V232H170ZM27 232V233H26ZM95 233V235H94V233ZM97 232V233H96ZM114 232V231H113ZM137 232V233H136ZM139 232V233H138ZM160 232H162L161 234H160ZM173 232V233H172ZM214 232H220L221 233V238H219V239H213V240H207L208 239V235H210V234H212V233H214ZM64 233H65V235H64ZM68 233V234H67ZM99 233V234H98ZM164 233H165V235H164ZM170 233H172V235L170 234ZM127 234V235H126ZM158 234H160V235H158ZM163 234V235H162ZM169 234V235H168ZM173 234H175V237H174V235ZM17 235V236H16ZM20 235H22V236H20ZM54 235H55V239H54ZM64 235V236H63ZM72 235V237H70ZM94 235V236H93ZM102 235V236H101ZM132 235V236H131ZM134 235V236H133ZM162 235V236H161ZM167 235V238L165 239V236ZM21 237V238H17V237ZM25 236H27V237H25ZM104 236V237H103ZM169 236V237H168ZM173 238H177L178 240H180V241H178L179 243H180V245L177 243V242H174L173 243V240H174V238L172 239L171 237ZM60 237V238H59ZM62 237V238H61ZM67 237V238H66ZM70 237V238H69ZM140 237V238H139ZM8 238V237H7ZM45 238V237H44ZM77 238H79V239H77ZM85 238V239H84ZM91 238V239H90ZM105 238V240H103ZM113 240H111V239ZM138 238V239H137ZM171 238V239H170ZM185 238V239H184ZM24 239L25 240V242H24V244H26V247L23 245V241L22 240ZM63 239V240H62ZM65 239V240H64ZM81 239V240H80ZM82 239H84V240H82ZM87 239V240H86ZM97 240V241H95V240ZM133 241H132V240ZM170 239V240H169ZM176 239V240H177ZM44 240V239H43ZM101 240V241H100ZM103 240V241H102ZM135 240V241H134ZM138 240V241H137ZM172 240V241H171ZM184 240H186V241H184ZM3 240L1 239V237H0V248H1V246H3V244H4V242H2ZM26 241H28V242H26ZM55 241V242H54ZM56 241H58V243H56ZM67 241V242H66ZM187 241H188V243H187ZM48 242V243H47ZM64 242V243H63ZM68 242H70L71 244H69ZM73 242V243H72ZM77 242V243H76ZM81 242V243H80ZM88 242V243H87ZM96 242V243H95ZM97 242H98V244H97ZM110 242V243H109ZM118 242V243H117ZM129 242V243H128ZM135 242V243H134ZM138 242V243H137ZM171 242L174 244H171ZM27 243L30 245H28L27 246ZM32 243V244H31ZM51 244V246H49L50 244ZM54 243H55V245H54ZM59 243H61L60 244V248H59ZM66 243H68L67 245L68 246H72V247H68L67 245H66ZM80 243V244H79ZM84 243V244H83ZM93 243H95L96 244V246H98V247H96L95 249H94V247H95V244H93ZM119 244V245H117V244ZM132 243V244H131ZM177 243V244H176ZM187 245V246H185V244ZM200 243V244H199ZM14 244V245H13ZM62 244H64V245H62ZM88 244V245H87ZM156 244V245H155ZM16 245V246H15ZM21 245V246H20ZM23 245V246H22ZM46 245H48L49 247H47ZM53 245V246H52ZM66 245V246H65ZM99 245L100 246H102L101 247V249H100V247H99ZM104 245H105V247H104ZM114 245L117 247V248H115L114 247ZM130 245V246H129ZM133 245V246H132ZM139 245V246H138ZM171 245L172 246H174L173 248L171 247ZM190 245V246H189ZM32 246V247H31ZM35 246H40L41 247V250L43 251H41L40 250V248L38 247L37 248V252L35 251L36 249L34 248ZM57 246H58V248H57ZM65 246V247H64ZM74 246V247H73ZM83 246V247H82ZM107 246H109V247H107ZM111 246H113V247H111ZM124 248H123V247ZM184 247V249H182L183 247ZM202 246V247H201ZM22 249V252L24 253V255H26V253H28V255H26V256H24V255H22V253H21V249ZM42 247H44V248H46V249H43ZM51 247V248H50ZM63 247V248H62ZM89 247V248H88ZM91 247V248H90ZM104 247V248H103ZM107 247V248H106ZM141 247V248H140ZM190 247V248H189ZM194 247V248H193ZM208 247H209V249H208ZM30 248V249H29ZM32 248V249H31ZM33 248L35 249V250H33ZM47 248H48V250H47ZM69 248H71V249H69ZM82 248V249H81ZM102 248L105 250H103L102 251ZM106 248V249H105ZM109 248V249H108ZM112 248H115V249H119V250H123V251H119V250H117V251H119V252H117V251H114V249H112ZM120 248H123V249H120ZM131 248V249H130ZM180 249L183 253H185V255L184 254H182V253H179V252H181L180 250H179V252H177L178 251V249ZM191 248H193L191 251H190V249ZM196 248V249H195ZM26 249V250H25ZM58 249V250H57ZM61 249V250H60ZM79 249V250H78ZM91 249V250H90ZM113 250V251H111V250ZM126 249V250H125ZM186 249V250H185ZM188 249V250H187ZM227 249V250H226ZM257 249V250H256ZM18 250V251H17ZM31 250V251H30ZM60 250V251H59ZM66 251L65 253H63L64 251ZM136 250V251H135ZM174 250V251H173ZM185 250V251H184ZM26 251V252H25ZM38 251H41V252H39V253H41V254H39L38 253ZM48 251V252H47ZM56 251V252H55ZM62 251V252H61ZM109 251V252H108ZM186 251H187V254H186ZM193 251V252H192ZM196 251H197V253H196ZM30 252H32V253H30ZM50 252H52V253H50ZM54 252V253H53ZM60 252V253H59ZM97 253V255L95 254V253ZM151 252H153V254H155V255H152V253ZM155 252V253H154ZM190 252L192 253L191 255H190ZM199 252V253H198ZM210 252V253H209ZM20 253H21V255H20ZM33 253H34V257H32V255H33ZM87 254V255H89L90 257H86V258H83V254ZM90 253V254H89ZM117 253V254H116ZM127 253H128V255H127ZM196 253V254H195ZM30 254V255H29ZM32 254V255H31ZM68 254V255H67ZM92 254V255H91ZM94 254V255H93ZM111 254V255H110ZM179 254H181V255H179ZM199 254V255H198ZM15 255V256H14ZM38 255V256H37ZM117 255V256H116ZM121 255H126V256H121ZM134 255V256H133ZM157 255V256H156ZM187 255V256H186ZM24 256V257H23ZM98 257V258H94V257ZM106 256V257H105ZM114 256V257H113ZM150 256H153V257H150ZM175 256H178V257H175ZM183 256H185V257H183ZM188 256H189V258H188ZM210 256H212V257H210ZM6 257V258H5ZM93 257V258H92ZM128 257V258H127ZM130 257V258H129ZM133 257V258H132ZM161 257V258H160ZM164 257V258H163ZM182 257V258H181ZM210 257V258H209ZM16 258L17 259H19V260H16ZM110 258V259H109ZM122 258V259H121ZM136 258V259H135ZM151 258V259H150ZM179 258H181V259H183V260H181V259H179ZM197 258H199V259H197ZM231 258H233V259H231ZM69 259V260H68ZM108 259V260H107ZM114 261H113V260ZM124 259V260H123ZM128 259H130V260H128ZM148 259V260H147ZM155 259V260H154ZM185 259H187V260H185ZM189 259V260H188ZM235 259V260H234ZM26 260V259H25ZM24 260V261H25ZM85 260V261H84ZM113 262H112V261ZM87 261H89V262H87ZM110 261V262H109ZM182 261H184L183 263H182ZM186 261V262H185ZM28 259L26 260V263L28 264ZM81 262H83V263H81ZM118 262V263H117ZM128 262V263H127ZM154 262H156V263H154ZM25 262H24V264H26ZM132 263V264H133ZM29 264H30V262H29Z\"/></svg>",
	"mask_w": 264,
	"mask_h": 264
},
{
	"label": "bare ground",
	"instance_id": "2",
	"mask_svg": "<svg viewBox=\"0 0 264 264\" xmlns=\"http://www.w3.org/2000/svg\"><path fill=\"white\" fill-rule=\"evenodd\" d=\"M6 1H8V0H0V16H1V21H3V20H6L7 18L8 19H11V21L10 20H8V21H6V23L4 24L5 26H3V24H2V26H0V28L2 27L3 29H6V30H4V36L1 34V32H0V60H2V59H4L9 65H11L13 68H11L12 70V72L11 73H8V71H7V74H8V76L7 75H5L4 74V78L6 79L7 77V79L9 80H6V81H8V84H12V88L14 87V84L16 83L15 81H17L18 82V80H20V82H21V80L24 78V77H22V79L20 78V76H23L24 74H26V72H27V65H28V63H29V66H31L30 68H33L35 71H34V73L33 74H31L32 76H30V77H32V78H30V79H28V81H26V82H28V84L27 85H24V82L23 83H21V85L18 87V88H16V89H13L14 91L12 92V91H10V90H12L11 88L9 89V87H7L8 89H9V91L11 92V93H9V91H8V89L6 88L5 90L6 91H8L7 93H9V94H7V95H4L3 96V99H4V97H6L5 99L6 100H4V101H2L1 102V100H3V99H0V123L2 124V128H1V126H0V195L2 196V198L4 199L3 200V202L4 203H7V205H6V208H0L1 210H0V212H1V214H2V218H1V216H0V219H1V221H0V224H1V226H0V228L2 227V228H4L2 231H0V237H1V239L3 240L2 242H4V244H3V246H1V248H0V254H4V255H8L9 254V252L10 253H12V254H17V253H13L14 251H15V248L16 247H12L11 245H10V243H8L9 241H12L14 244H15V242L16 241H18L17 243H21V241L19 242V240L20 239H16V240H11L12 238L11 237H15V236H13V234H15L14 232H16V230L20 227V226H22V227H25V226H27L26 228H28L29 230H27L28 231V233L30 234L29 235V241L31 242H33L35 245H39L40 244V246L42 245V246H45V245H43V242L44 243H46L45 241L46 240H49L50 241V238H48L47 239V236H49V234H51L52 236H53V234H55L56 235V233L55 232H57V229H59V228H57L58 227V224L60 223L59 221H61L60 219H61V215L63 214V212H58L59 213V215L57 214V212H55L56 210H54V215L53 214H51V212H53L52 210H50L51 212H49V210L48 211H46L48 208H45L46 210H44V211H42L41 212V210H39L38 211V207H36L37 206V204H39L38 202H36V206L34 207L33 206V208L35 209V208H38V209H36L37 210V212L35 211L34 212V214H29V216H26V217H23L22 215H21V212H20V210H22L20 207L22 206V207H25L24 206V204H26L27 202H29L30 200H32L31 201V203L33 204V201L35 200V199H33L32 198V195H35V197H38L39 195V193H41V194H43V193H45V192H43L44 190H45V188L47 189V187L46 186H44V187H40L39 185L42 183V182H47L48 181V179H49V177H51L52 176V180H55L53 177L56 175V172H55V170H54V172L55 173H53L51 170L52 169H54V168H56V167H54L53 166V164L54 165H56V163H55V161H57L56 159H58L57 157H56V154H57V149H56V154H53L52 153V151H50L49 149L50 148H47V149H45L46 148V145H45V143H46V135L44 136L43 134V136L45 137H42V135H41V133L42 132H44L45 130L48 132V130L51 132L52 130L54 131H56L57 129L56 128H59L61 125L60 124H58L57 123V121H58V119H59V117H61V115H60V113H62V107L63 108H66V106L67 107H69L70 105H72V104H70V102L73 100V101H75V103L78 101V99H80V101H82V100H84L85 98L86 99H88V100H90V103H87V100L84 102L83 101V104L84 103H87V106H88V104H91V103H93L94 102V104H96V103H99V105L101 104L102 106H104V107H101V105H100V108H101V110H103V108L104 109H106V108H108V105H110V97H114V96H111V94H112V92L114 93L115 92V88H114V86L112 85V83H113V81H112V79H113V77H112V79H111V77L108 79V78H106L105 76V78L106 79H108L107 81H103L104 79L99 75V74H101V73H99L98 74V72H97V66L95 67V70H96V74L98 75V77H97V75H94L95 73H94V71H90L89 73H88V66L87 65H91L92 66V61H94V56L96 57V55H107V56H109L110 57V59H111V65H112V62H113V64L115 65V64H117V63H119L120 62V60L122 59H130V58H136L135 60H139V62L140 63H142V65H147V67L148 66H150V68H151V77L152 76H155L156 74L157 75H163V74H165V69L167 68L166 67V65H167V63L166 62H170L171 63V66H176V67H178L177 66V60H179V58L178 57H183V56H185L184 55V53L185 52H189V53H191V55H194L195 56V54H192L193 53V50L197 47V46H195L194 48L193 47H191L190 48V46L188 45V43H186V41L185 42H183V41H181V39L183 40V38H185V39H187V36H185L184 37V35H182L183 33H185V34H188L189 35V33H191V32H194V34H196V33H198V34H200V36H199V38H206V39H208V40H206V42L207 43H214V44H212V45H214L213 47H217V44H224L225 43V46L227 45L226 44V42L228 43L229 41H227V39H225L226 37L228 38V36L226 35V37H223V33L224 32H226L227 34L230 32H227V31H225L226 29H228V28H226V29H224V27L222 28V26L223 25H221V28L222 29H220L219 27H217V26H215V24H213V23H209V24H204V25H202V27H201V25H199L198 27L200 28V30H202V31H200L199 30V28H197V24H196V22H198L197 20H195L196 18H195V14H197V10L195 9V7L197 6L196 4L194 5V3L192 4V2H189V4H192L193 5V7H192V5L190 6V5H187L186 3L184 4V7H183V5H182V7L180 8V9H177L176 11L175 10H168V11H165L164 13H166L167 12V14H164V13H161V11H162V9H164V7L166 8V6L168 7V4L167 5H162V1L161 0H140V1H138V0H136V1H138V3H137V5L138 6H136V8H133V7H131L132 5H131V2H130V0H33V2L35 3V7L34 8H36V10H35V12L34 11H30V12H34V13H38L37 15L40 17V20L41 21H43L45 24H47L46 22L48 21L49 22V27L51 26V27H53L52 29L54 30V35L55 36H53L52 35V37H55L53 40H51L48 36H50V32H49V35H47V33H44L45 32V30L46 29H44V31H43V29H42V27L44 28L45 26V24L43 23V22H41V24L40 23H38L39 25L38 26H42V27H37L38 28V30H36L35 29V31H34V28H33V33L31 34V33H29L31 30H30V27H31V29H32V27H35L33 24L31 25L30 23H31V20L33 21L34 20V14H32V13H28L27 14V12H26V10H29L30 9V5L28 6L29 8H27V6L25 7V5H28V4H25V2H27L26 0H24L25 2L23 3V4H25V5H23L22 4V6L23 7H25L26 8V10H25V8H22V6H21V1L22 0H20V4L19 3H17L16 5H17V11H15V12H12L13 11V9H12V11L10 10V9H8V8H10V7H7V3H5ZM15 1H17V0H15ZM19 1V0H18ZM135 1V0H134ZM161 1V2H160ZM208 1V0H207ZM227 1V0H226ZM234 1V0H233ZM11 2V1H10ZM37 2V3H36ZM145 2H146V4H145ZM147 2H148V4H147ZM176 2H178V0L177 1H175V3ZM195 2V1H194ZM205 2V1H204ZM28 3V2H27ZM31 3V2H30ZM173 3V2H172ZM207 3V2H206ZM15 4V3H14ZM174 4V3H173ZM183 4V3H182ZM33 5V4H32ZM199 5V4H198ZM10 6H11V4H10ZM170 6V5H169ZM172 6V5H171ZM181 6V5H180ZM195 6V7H194ZM203 6H205V5H203ZM13 7V6H12ZM173 7H178L177 6V4H174V6ZM206 7V6H205ZM2 8V9H1ZM16 8H14L15 10H16ZM33 8V9H34ZM169 8V7H168ZM172 8V7H171ZM32 9V10H33ZM263 9V8H262ZM198 10H200L199 8H198ZM210 11V10H209ZM208 11V12H209ZM251 11V10H250ZM29 12V11H28ZM196 12V13H195ZM201 12H202V10H201ZM200 12V13H201ZM206 12V11H205ZM223 13V12H222ZM221 13V14H222ZM4 14V16H5V14H6V19H4V17L2 16ZM212 14V13H211ZM262 14V13H261ZM26 15H28L27 17L28 18H30V19H26L27 17H26ZM252 15V14H251ZM251 15H249V16H251ZM199 17V16H198ZM205 17V16H204ZM225 17V16H224ZM2 18H3V20H2ZM14 18V19H13ZM201 18V17H200ZM203 18V17H202ZM243 18V17H242ZM13 19V20H12ZM37 18H35V22H37V20H36ZM39 19V18H38ZM173 19H177V21L179 20L181 23L183 22V27L185 26L187 29H185V30H179L178 29V26L177 27H174V23L175 22H173V23H171V20L173 21ZM228 19V18H227ZM15 20V21H14ZM24 20V21H23ZM46 20V21H45ZM205 20H207V19H205ZM214 20V19H213ZM217 20V19H216ZM1 21H0V23H1ZM21 21H23V22H21ZM208 21H210L209 19H208ZM250 21H251V19H250ZM4 22V21H3ZM12 24H11V23ZM15 22V23H14ZM25 22V23H24ZM29 22V23H28ZM264 22V21H263ZM13 23H14V25H16V27H12L13 26ZM17 23V24H16ZM24 23V24H23ZM34 23V22H33ZM178 23V22H177ZM176 23V24H177ZM223 23V22H222ZM247 23V22H246ZM199 24V23H198ZM225 24V23H224ZM228 24V23H227ZM226 24V25H227ZM1 25V24H0ZM23 25H25V26H23ZM31 25V26H30ZM36 26H37V24H35ZM182 25V24H181ZM51 27L50 28H48V29H51ZM254 27V26H253ZM2 29V30H3ZM249 29H250V27H249ZM1 30V29H0ZM210 30V31H209ZM256 30V29H255ZM8 31V32H7ZM36 31H39V32H36ZM42 31V32H41ZM51 31V30H50ZM191 31V32H190ZM259 31H261V30H259ZM259 31H257V33H259ZM8 34H7V33ZM19 33H20V35H19ZM31 35V36H29V34ZM42 33H44V34H42ZM162 34V35H170V36H172V38L169 36V38H166V39H164V41L165 42H162V44H159V45H155V46H152V50H150L149 48H147L146 47V45H144V38L147 36V35H153V36H155L156 34L158 35V34ZM225 33V34H226ZM251 33V32H250ZM5 34H7L8 35V37L5 35ZM47 36H46V35ZM198 34H197V36H198ZM252 34H255V33H252ZM260 34V33H259ZM78 35H81L80 37H82L81 39L82 40H80V38H78L79 36ZM83 35V36H82ZM177 35H179V37H180V40L179 41H176V39L178 38L177 37ZM220 35H222V36H220ZM229 35V34H228ZM258 35V34H257ZM264 35V34H263ZM159 36V35H158ZM161 36V35H160ZM219 36V37H218ZM225 36V35H224ZM49 38V41H50V43L47 41L48 40V38ZM85 37V38H84ZM92 37H95L98 41H96L95 43H89V41L90 42H92L91 41V38ZM156 37V36H155ZM177 37V38H176ZM258 37V36H257ZM264 37V36H263ZM262 37V38H263ZM10 38V39H9ZM47 38V39H46ZM199 38H196L195 40H196V42H199L200 40H205V38L204 39H199ZM221 38H224L225 39V41L226 42H224V39H221ZM56 39V40H55ZM94 39V38H93ZM92 39V40H93ZM148 39H150V38H148ZM152 39H155V38H153L152 37ZM168 39H170V41H171V43L169 42V40ZM172 39V40H171ZM184 39V40H185ZM199 39V40H198ZM231 39H233V37L231 38ZM258 39H259V37H258ZM11 40V41H10ZM54 40H55V42H54ZM95 40V39H94ZM147 40V39H146ZM161 40V39H160ZM168 40V41H167ZM175 40V41H174ZM191 40V39H190ZM189 40V41H190ZM220 40H222V42H224V43H221V41ZM52 41V42H51ZM152 41V40H151ZM173 41V42H172ZM188 41V40H187ZM188 41V42H189ZM213 41V42H212ZM250 41V40H249ZM101 42V43H100ZM155 42V41H154ZM161 42V41H160ZM168 42V43H167ZM217 42H219V43H217ZM233 42V41H232ZM232 42H230L231 44H232ZM235 42V41H234ZM233 42V43H234ZM52 43H54L53 45H52ZM145 43H146V41H145ZM153 43V42H152ZM216 43V44H215ZM253 43V42H252ZM260 43V42H259ZM167 44H169V45H167ZM190 44V43H189ZM247 44V43H246ZM256 44V43H255ZM197 45V44H196ZM203 44L201 43V42H199L198 43V46H202ZM210 44H208V46H209ZM237 45H239V44H237ZM249 45V44H248ZM262 45V44H261ZM229 46V45H228ZM227 46V47H228ZM247 46V45H246ZM245 46V47H246ZM219 47V46H218ZM217 47V48H218ZM239 47V46H238ZM242 47V46H241ZM205 48V51L208 53V54H206V56L207 55H210V52L212 51V49L211 50H209V48H206V47H204ZM236 47H235V45H234V47H233V49H235ZM240 48V47H239ZM199 49H201V48H199ZM203 49V48H202ZM244 49V48H243ZM259 49V48H258ZM240 50L241 49H238V48H236V52H238V53H234L233 54V50H231V57H232V54L235 56V57H237L238 58V61H237V66L236 67H242L243 69H244V67H246V69H247V67H249V65L250 64H252V63H250V61H249V59H246L245 60V56L246 55H248V54H245V55H242L241 53H239L240 52ZM244 50H246V49H244ZM249 50H251V49H249ZM260 50V49H259ZM258 50V51H259ZM262 50V49H261ZM247 51V50H246ZM245 51V52H246ZM253 51V50H252ZM255 51V50H254ZM254 51H253V57H254V59H256V56H254ZM257 51V50H256ZM258 51L257 52H255V54L256 53H258ZM244 52V53H245ZM248 52V51H247ZM195 53V52H194ZM243 53V54H244ZM250 53V55H251V51L249 52ZM186 54V53H185ZM260 54H262L263 55V53L261 52ZM187 55H189V54H187ZM258 55H259V53H258ZM100 56H98V57H100ZM106 56V57H107ZM233 56V57H234ZM249 56V55H248ZM190 57V56H189ZM205 57V56H204ZM223 57H224V55H223ZM228 57H229V55H228ZM252 56H250V58H251ZM64 58H66L67 60H74V61H77V63H78V68H79V70H78V68H77V70L78 71H80L81 73H80V75H81V77H79L78 79H74L75 80V82L74 83H71V84H73L74 86H73V88L74 87H76V88H78L77 90H75V93L72 91V92H70L69 94L65 91H63V89L65 88V86H64V88L62 87V83L60 84L59 82H58V84H60L61 85V87L60 86H58V87H56V85H54V84H57V83H50L49 82V80L47 79V75L50 77V76H52L50 73V68L52 69V64H55L54 63V61L56 60V62H58L57 61V59H60V62L62 61V60H65L66 61V59H64ZM97 58V57H96ZM176 58H178V59H176ZM194 58V57H193ZM206 58V57H205ZM204 58V59H205ZM222 58V57H221ZM227 58V57H226ZM244 58V59H243ZM249 58V57H248ZM93 59V60H92ZM99 59V58H98ZM98 59H97V62H99L98 61ZM190 60H191V58H189ZM217 59V58H216ZM96 60V59H95ZM104 60V59H103ZM194 60V59H193ZM208 60H210V59H208ZM252 60V59H251ZM258 60V59H257ZM116 61H118V62H116ZM181 61V59L179 60V62ZM259 61V60H258ZM60 62H58V63H60ZM67 62V61H66ZM65 62V63H66ZM101 63H104L103 61H102V59H101V61H100ZM99 62V63H100ZM122 63H123V61H121ZM120 62V63H121ZM181 62H183V61H181ZM203 62V61H202ZM207 62L208 61H206V64H207ZM210 62V61H209ZM209 62H208V64L207 65H209ZM64 63V62H63ZM124 63H125V60H124ZM184 63V62H183ZM201 63V62H200ZM253 63H255V62H253ZM71 65H73L72 63H70ZM69 64V67L71 66ZM133 64V63H132ZM131 64V65H132ZM166 64V65H165ZM114 65H112V66H114ZM118 65V64H117ZM125 65H130V64H125ZM124 65V66H125ZM252 65H255V64H252ZM261 65V64H260ZM94 66V65H93ZM120 66H122L123 67V65H119L118 66V69H120L119 67ZM170 66V67H171ZM203 66V65H202ZM206 66V65H205ZM211 66V65H210ZM235 66V65H234ZM263 66V65H262ZM126 68H127V70L129 69V67H127V66H125ZM132 67H134V66H132ZM254 67H256V65L254 66ZM253 67V68H254ZM258 67V66H257ZM109 68V67H108ZM108 68H107V70H108ZM112 68H115V69H117L116 68V66H114V67H112ZM149 68V69H150ZM208 68V67H207ZM224 68V67H223ZM233 68H235V67H233ZM8 69H10V68H8ZM93 69V68H92ZM103 69H104V67H103ZM123 69V68H122ZM168 69H169V67H168ZM242 69V70H243ZM246 69H244L243 71H245ZM256 69V68H255ZM258 69L259 70H261V68H259L258 67ZM31 71H33L32 69H30ZM83 70H84V72H85V70H87V73L88 74H85L84 72H83ZM143 70V69H142ZM145 70V69H144ZM167 70V69H166ZM170 70V69H169ZM180 70V69H179ZM263 70V69H262ZM119 71H121V69L119 70ZM123 72H119L120 74H122V73H124V69L122 70ZM168 71V70H167ZM171 71V70H170ZM195 71V70H194ZM198 71V70H197ZM209 68L208 69H206L205 70V73L208 75L209 74ZM249 71H250V69H249ZM252 71V70H251ZM251 71L250 72H248V73H251ZM50 72V73H49ZM126 72V71H125ZM131 72V71H130ZM193 72V71H192ZM192 72H190V73H192ZM246 72V71H245ZM244 72V73H245ZM253 72V71H252ZM256 72H257V70H256ZM261 72V71H260ZM27 73H29V72H27ZM127 74H129L128 73V71L126 72ZM132 73V72H131ZM190 73H187V72H185V73H182V72H177L176 71V73H174V71H173V73H172V75H173V77H174V79H175V82H177L178 81V79L182 76V78H181V80H183L182 82H184V79L186 80V82L187 81H189L190 79H192V78H190L189 79V77H191L192 76V74H190ZM195 73V72H194ZM243 73V74H244ZM247 73V72H246ZM245 73V74H246ZM61 74V73H60ZM73 74V73H72ZM117 74V73H116ZM127 74H124V75H126V77H127ZM133 74V73H132ZM135 74V73H134ZM142 74H143V72H142ZM167 74V73H166ZM190 74V76L188 77V75ZM205 74V75H206ZM244 74V75H245ZM253 73H251V75H252ZM2 75V74H1ZM20 75V76H19ZM33 75H34V77H35V79H34V77H33ZM36 75V76H35ZM64 75V74H63ZM105 75H107V73H106V71H105ZM123 75V74H122ZM123 75V76H124ZM148 75V74H147ZM156 75V76H157ZM204 74L202 75L203 76V78H204V81H205V79L208 81V79H211V78H209L207 75L205 76ZM241 75V74H240ZM243 75V76H244ZM248 75V74H247ZM258 75V74H257ZM255 76V77H258V76ZM260 76H262L261 74H259ZM7 76V77H6ZM99 76L101 77V78H99ZM136 76V75H135ZM212 76V75H211ZM252 76H254V74L252 75ZM259 76V77H260ZM2 77V76H1ZM48 77V78H49ZM56 77V76H55ZM61 77V76H60ZM114 77H117L116 75H114ZM143 77V76H142ZM150 77V76H149ZM165 77V76H164ZM170 77H172V76H170ZM208 79H207V78ZM244 77H247V76H244ZM250 77V76H249ZM3 78V77H2ZM3 78V79H4ZM129 78V77H128ZM131 78V77H130ZM147 78V77H146ZM161 78V77H160ZM167 78V77H166ZM178 78V79H177ZM202 77L200 78V80L199 81H196L195 83L196 84H198V85H202V83L204 82H202L201 81V79H203ZM217 78V77H216ZM31 79H34V83H33V81H30ZM51 79V78H50ZM119 79H121V78H119ZM126 79V78H125ZM154 79V78H153ZM152 79V80H153ZM165 79V78H164ZM164 79H162L163 81H165ZM169 79V78H168ZM167 79V80H168ZM214 79H215V77H214ZM250 79V78H249ZM1 80V79H0ZM26 80V79H25ZM37 80H39L40 81V84L38 85L37 83H35V81H37ZM62 80H65L64 78L62 79ZM73 80V81H74ZM128 79H126V81H127ZM130 80V79H129ZM133 80V79H132ZM134 80H135V78H134ZM136 80H140V75H139V79H136ZM150 80V79H149ZM151 80V81H152ZM192 80H194V79H192ZM220 80H222V81H224V83H225V81H226V79H220ZM219 78H218V80H212V82H210L209 84H211V85H214L215 86V88H214V90L215 89H220V90H218V91H220V93L219 94H222V93H224V92H222V87H220L219 85H217L218 83H219ZM262 80V79H261ZM3 81V80H2ZM6 81H4L5 83H6ZM24 81V80H23ZM39 81H37V82H39ZM69 81V80H68ZM67 81V82H68ZM119 81V80H118ZM123 81H125V80H123ZM126 81H125V86H127V85H129V83L128 84H126ZM169 81V80H168ZM210 81V80H209ZM218 81V82H217ZM229 81V80H228ZM263 81V80H262ZM10 82V83H9ZM15 82V83H14ZM19 82V83H20ZM61 82V81H60ZM66 82V81H65ZM71 82V81H70ZM128 82V81H127ZM129 82H131V80L129 81ZM132 82H134V81H132ZM157 82V81H156ZM158 82H161V80L160 81H158ZM170 82V81H169ZM175 82H173V80L171 81V85H173V83H175ZM179 82V81H178ZM181 82V81H180ZM185 82V83H186ZM201 82V83H200ZM206 82V81H205ZM258 82L260 83V84H263V83H261V81H259V79H258ZM0 83H1V81H0ZM4 83V84H5ZM14 83V84H13ZM123 83V82H122ZM154 83V82H153ZM161 83H163V82H161ZM165 83V82H164ZM188 83H190V84H192L193 85V83L194 82H188ZM187 83V84H188ZM194 83V84H195ZM223 82H220V84L223 86V84H222ZM35 84H37V86H35ZM66 84H68V83H66ZM136 84H138V83H136ZM159 84V83H158ZM166 84V83H165ZM164 84V85H165ZM195 84V85H196ZM206 84H208V83H206ZM206 84L204 83L203 84V86L205 87V88H208V86H206ZM208 84V85H209ZM6 85V84H5ZM4 85V86H5ZM115 85V84H114ZM146 85V84H145ZM155 85V84H154ZM157 85V84H156ZM189 85V84H188ZM197 85V86H198ZM216 85L218 86V88H216ZM264 85V84H263ZM10 86V85H9ZM55 86V87H54ZM71 86V85H70ZM69 86V87H70ZM116 86V85H115ZM118 86V85H117ZM139 87H141L142 86V83L140 84V85H138ZM151 86V85H150ZM160 86V85H159ZM167 86V85H166ZM68 87V86H67ZM68 87V88H69ZM136 87V86H135ZM143 87V86H142ZM220 87V88H219ZM261 87V86H260ZM49 89V91L47 90L46 91V89ZM72 88V89H73ZM75 88V89H76ZM127 88V87H126ZM125 88V89H126ZM144 88H146L147 89V87L145 86ZM144 88H143V90H144ZM160 88V87H159ZM184 88V87H183ZM189 88V87H188ZM4 89V88H3ZM50 89H51V92H50ZM140 89V88H139ZM142 89V88H141ZM233 89V88H232ZM65 90H67V91H69L70 89H65ZM114 90V91H113ZM205 90H207V89H205ZM209 90H212L211 88L209 89ZM207 91V92H209V93H211L210 91ZM213 90V91H214ZM71 91V90H70ZM77 91V92H76ZM188 91V90H187ZM213 91H212V93L211 94H213V96L215 95L214 93H213ZM216 92H217V90H215ZM214 91V92H215ZM226 91V90H225ZM5 92V91H4ZM48 92H50V93H48ZM130 92V91H129ZM145 92V91H144ZM147 92V91H146ZM206 92V91H205ZM116 94L118 93V92H115ZM209 93H207V95L209 96L210 94ZM1 94H2V90H1ZM70 94H74V96H69ZM125 94H126V92H125ZM197 94V93H196ZM225 94V93H224ZM234 94V93H233ZM128 95V94H127ZM142 95H144V94H142ZM54 98H53V97ZM126 96V95H125ZM131 96V95H130ZM129 96V99L131 100L132 98ZM145 96V95H144ZM143 96V97H144ZM175 96H176V94H175ZM190 96V95H189ZM220 96H223V95H219L218 96V99L219 98H222V97H220ZM229 96V95H228ZM264 96V95H263ZM1 98H2V95L0 96ZM51 97L54 99V100H51ZM117 97V96H116ZM138 97V96H137ZM140 97V96H139ZM194 97V96H193ZM200 97V96H199ZM210 98H211V95L209 96ZM217 97V95H215V98ZM120 98V97H119ZM146 97H144V99H145ZM198 98V97H197ZM213 99H214V97H212ZM225 98V97H224ZM232 98V97H231ZM236 98V97H235ZM56 99V100H55ZM75 99V100H74ZM114 99H116V98H114ZM113 99V101H114V104H115V106L117 105L116 104V100H114ZM124 99H126L125 97H124ZM134 99V98H133ZM243 99H245V98H242V100ZM134 100H137V99H134ZM133 100V101H134ZM141 100V99H140ZM217 100V99H216ZM226 100H229V99H227L226 98ZM232 100H236V99H232ZM239 100H241V98H239ZM238 100V101H239ZM241 100V102H243ZM247 100H249V99H247ZM251 100V99H250ZM249 100V101H250ZM92 101V102H91ZM118 101H119V99H118ZM121 102H122V99L120 100ZM137 101H139V99L137 100ZM196 101V100H195ZM198 101H200V100H198ZM212 101V100H211ZM237 101V100H236ZM237 101V102H238ZM120 102V103H121ZM135 102V101H134ZM225 102V101H224ZM224 102H222V104H221V102H220V104H219V102L217 103V104H219V111L221 110L222 112H225L226 110L225 109H228V107H226L225 106V104H226V102L224 103ZM227 102H229V101H227ZM231 102V101H230ZM235 101H233V103H234ZM240 102V103H241ZM78 104L80 103V102H77ZM127 103V102H126ZM190 103V102H189ZM196 103V102H195ZM247 103H249V102H246V106H242V107H240V108H237L236 110H234L235 111V113H234V116L236 117V118H234V120H232L231 118H229V116L227 115L226 117L228 118V119H231V120H223V122L224 121H227V122H229L230 123V121H231V123H230V126L231 125H233L234 124V121H235V124L237 125V124H239L241 121H242V123L245 121V120H243V118H241L242 116H246V120L247 121H245L244 122V124H246L245 126H247V128L249 129V135L253 138V140H254V143H253V147H255V149H254V154H251V155H254L255 157H256V161H257V163H258V165L259 166H261V168L262 169H264V110H263V113H261V114H258L257 113V111H256V108H258V105L257 104H255V105H257L256 107L254 106V102H253V104L252 103H249V104H247ZM1 104H3V105H1ZM80 104H82V102L80 103ZM112 104V103H111ZM138 104V103H137ZM140 104V103H139ZM198 104V103H197ZM202 105L204 104V103H201ZM209 104V103H208ZM244 104V103H243ZM242 103H241V105H243ZM252 104V105H251ZM69 105V106H68ZM120 105V104H119ZM117 106L116 108H115V106H114V108H113V110L114 109H116L115 111H116V114H118V117L119 116H121V119H122V117L123 116H125V118L126 117H128L127 116V114L126 113H124L123 114V112L125 111V106H124V111H122V109H121V111H120V114H119V112H118V107H119V109H120V107L122 108L123 106ZM123 105H125V104H123ZM133 105V104H132ZM143 105V104H142ZM147 105V104H146ZM205 105H206V103H205ZM213 105H215L214 103H213ZM72 106H75L74 105V103H73V105ZM72 106H70L71 108H72ZM79 106V105H78ZM93 106H95V105H93ZM135 106V105H134ZM139 106V105H138ZM167 106V105H166ZM196 106V105H195ZM194 105H192V107H195ZM208 106V105H207ZM215 106H217V105H215ZM226 108H225V107ZM238 106H239V103H238ZM3 107H5V109H3ZM69 107V108H70ZM80 107L82 108V105H80ZM137 107V106H136ZM202 107V106H201ZM231 107V106H230ZM249 107H252L251 109H249ZM74 108V107H73ZM85 108L87 109L88 107H86L85 106ZM89 108H92L91 107V105H89ZM135 108V107H134ZM134 108H133V110H134ZM141 105L139 106V110H141ZM165 108H167V107H165ZM197 108V107H196ZM204 108V107H203ZM211 108V107H210ZM212 108H214V107H212ZM212 108H211V113H212V111L214 112V111H216V109L214 108V110H212ZM232 108V107H231ZM68 109V108H67ZM86 109H83V110H86ZM95 109H97V108H95ZM94 109V110H95ZM148 109V108H147ZM170 109V108H169ZM195 109V108H194ZM200 109V108H199ZM206 109H209V108H206ZM246 109H248V110H246ZM73 110V109H72ZM71 110V111H72ZM100 110V111H101ZM133 110H132V112H133ZM135 110H138V109H135ZM144 110H145V108H144ZM144 110H141V111H139L137 114H135L134 113V115H135V117H134V120L136 119V121H137V116H139V115H142V114H140L142 111H144ZM167 110V109H166ZM165 109H164V111H166ZM228 110H231V109H228ZM232 110V111H233ZM256 112H255V111ZM96 111V110H95ZM148 111H149V109H148ZM168 112H169V110H167ZM166 111V112H167ZM171 111V110H170ZM248 111V112H247ZM253 111V112H252ZM74 112H75V110L73 111V114H74ZM76 112H78V111H76ZM105 111H102V112H100V113H104ZM126 112L128 113V111L126 110ZM130 112V111H129ZM150 112V114L151 115H154L151 111H149ZM148 112V113H149ZM156 112V111H155ZM222 112H220V114L222 113ZM227 112V111H226ZM7 113H9V115L7 114ZM66 113H67V110H66ZM90 113H92V112H90ZM94 113V112H93ZM110 113V112H109ZM109 113H107L108 114V116L104 113V117H105V115L107 116V118L109 119L110 118V116H109ZM145 113H146V111H145ZM258 115H257V114ZM8 115V117L6 118L5 117V115ZM72 114V115H73ZM76 114V113H75ZM78 114V113H77ZM76 114V115H77ZM96 114V113H95ZM131 114H133V113H131ZM131 114H130V116H131ZM156 114V113H155ZM166 114H168V113H166ZM173 114V113H172ZM171 114V115H172ZM213 114V113H212ZM211 114V115H212ZM224 114V113H223ZM229 114L231 115L232 113H230V111H229ZM79 115V114H78ZM90 115V114H89ZM98 115V114H97ZM96 115V116H97ZM101 116H102V114H100ZM123 115V116H122ZM157 115V114H156ZM160 115V114H159ZM164 115L165 114H162V116H160V118L161 117H163V118H166V117H164ZM170 114H168V116H170V117H172ZM214 115H219L217 112L214 114ZM213 115V116H214ZM75 116V115H74ZM90 116H92V115H90ZM144 116H146V114L144 115L143 114V116H142V118L144 117ZM149 116V114L146 116V117H148ZM167 116V115H166ZM167 116V117H168ZM174 116V115H173ZM222 116V115H221ZM232 116V115H231ZM237 116H238V120H240V122H238V120H237ZM17 117V118H16ZM66 117V116H65ZM103 116H102V118H104ZM113 117H117V115H115V116H113ZM132 117V118H133ZM146 117H144L143 119V124H144V122L146 121ZM150 117V116H149ZM148 117V118H149ZM153 117V116H152ZM186 117H188L187 115H186ZM192 117V116H191ZM190 117V118H191ZM195 117V116H194ZM215 117V116H214ZM224 115H223V117H219V118H221V120L222 119H224ZM233 117V116H232ZM74 118V117H73ZM80 118V117H79ZM78 118V119H79ZM131 117H130V119H132ZM142 118H141V116H139V121L140 122H142L141 120H142ZM155 119L157 118V117H154ZM162 118V119H163ZM169 118V117H168ZM172 118H174V117H172ZM60 119H62V118H60ZM105 119V118H104ZM111 119H113V118H111ZM116 119V118H115ZM126 119H129V117L128 118H126ZM129 119V120H130ZM161 119V120H162ZM215 119H217V118H215ZM236 119V120H235ZM118 120V119H117ZM132 121V122H135V121ZM151 120V119H150ZM158 120V119H157ZM169 120V119H168ZM171 120V119H170ZM192 120H194V119H192ZM191 120V121H192ZM60 121H62V122H64V120L62 119V120H60ZM66 121V120H65ZM68 121V120H67ZM107 122H109L108 120H106ZM111 121V120H110ZM114 121V120H113ZM172 121V120H171ZM170 121V122H171ZM177 121V120H176ZM189 121H190V119H189ZM199 121V120H198ZM20 122V123H19ZM59 122V121H58ZM116 122V121H115ZM115 122H112V123H115ZM138 122V121H137ZM146 122H148V121H146ZM145 122V123H146ZM158 122H159V120H158ZM157 122V123H158ZM166 122H167V120H166ZM165 122V124L167 125L168 123H166ZM193 123H194V121H192ZM192 122H190V123H192ZM222 122V121H221ZM226 122V123H227ZM237 122V123H236ZM21 123H25L24 125H26L24 128H28L29 129V131H27V133L29 132V133H32L31 135L30 134H28V135H30L32 138H31V140H30V138H29V140L27 141V143L28 142H32V140L34 139V137L33 136H38L37 137V139H34L33 141H35V142H38V143H32L33 145H36V147L35 146H33L31 143H29V144H27L28 146L27 147H25V148H23V149H18L20 146H21V148H22V145H19V147H17L18 145L17 144H14V145H16V147H17V149L18 150H20V151H16L15 150V148L16 147H14L13 146V144L11 145V143H10V139H12L13 138V134H15V132H16V130L18 129L19 131H20V129L22 130V128H23V124H22V127L19 129V125L21 124ZM61 123V122H60ZM151 123H153V122H151ZM161 123V122H160ZM200 123V122H199ZM225 123V124H226ZM0 124V125H1ZM19 124V125H18ZM62 124V123H61ZM121 124H122V122H121ZM132 124H134V123H132ZM131 124V126H133L134 128L135 127H138V126H141V125H138V126H136V124L135 125H132ZM149 124V123H148ZM154 124V123H153ZM163 124V123H162ZM164 124V125H165ZM170 124V123H169ZM176 124V123H175ZM178 124V123H177ZM244 124H239L240 126L239 127H237V128H241V127H243V129H245V127H244ZM101 125V124H100ZM112 125V124H111ZM146 125V124H145ZM145 125H143L144 127H146ZM151 125V124H150ZM179 125V124H178ZM177 125V126H178ZM186 125V124H185ZM188 125V124H187ZM186 125V126H187ZM194 125V124H193ZM235 125V126H236ZM243 125V126H242ZM59 126V127H58ZM88 126H90V125H88ZM116 126V125H115ZM125 126V125H124ZM170 126V125H169ZM183 126V125H182ZM191 124H189V126H187V127H189L190 128V130H188V129H186V130H188V131H191V130H193V129H195V127H193V126H191ZM194 126H198V125H194ZM227 126V125H226ZM234 126V125H233ZM68 127V126H67ZM70 127V126H69ZM84 127H85V125H84ZM97 127V126H96ZM113 127V126H112ZM121 127V126H120ZM150 127V126H149ZM149 127H147L148 129H149ZM179 127V126H178ZM184 127V126H183ZM61 128V127H60ZM62 128H65V127H62ZM92 128H93V125H92ZM99 127H97V129H98ZM110 128H111V126H110ZM114 128V127H113ZM112 128V129H113ZM128 128V127H127ZM132 128V127H131ZM142 127H140V129H141ZM156 128V127H155ZM185 128V127H184ZM236 128V129H237ZM83 129H85V128H83ZM87 129H88V127H87ZM101 129V128H100ZM122 129V128H121ZM136 129V128H135ZM139 129V131H141ZM152 129V128H151ZM161 129H162V127H161ZM242 129V128H241ZM17 130V131H18ZM24 130H27V129H24ZM60 130V129H59ZM64 130V129H63ZM71 130V129H70ZM102 130V129H101ZM100 130V131H101ZM119 130V129H118ZM118 130H116L117 132H120V131H118ZM144 130V129H143ZM147 130V129H146ZM150 130V129H149ZM148 130V131H149ZM174 130H176V129H174ZM185 130V129H184ZM196 130V129H195ZM195 130H194V132H195ZM233 131L232 132H234V129H232ZM23 131V130H22ZM85 131V130H84ZM87 131V130H86ZM89 131V130H88ZM87 131V132H88ZM98 131V130H97ZM97 131H95V132H97ZM180 132V130H178L177 129V132ZM202 131V130H201ZM205 131V130H204ZM203 131V132H204ZM238 131V130H237ZM63 132V131H62ZM174 132V131H173ZM191 132H193V131H191ZM193 132V134H195ZM236 132V131H235ZM246 132V131H245ZM19 133V132H18ZM22 133V132H21ZM25 133V132H24ZM23 133V135H25ZM52 133V132H51ZM51 133H49V134H51ZM56 133V132H55ZM54 133V134H55ZM99 132H97V134H98ZM105 133H107L106 131H105ZM131 133L132 132H130V133H128V134H130L131 135ZM138 133V132H137ZM137 133H135L136 135H137ZM142 133L144 134V132L142 131ZM147 133V132H146ZM238 133V132H237ZM244 133V132H243ZM44 134H45V132H44ZM53 134V133H52ZM53 134V135H54ZM57 134V133H56ZM87 134V133H86ZM97 134L96 133H94V135H96L97 136ZM100 134V133H99ZM113 134V133H112ZM121 134V133H120ZM148 134H150L149 132H148ZM148 134H147V136H148ZM176 134V133H175ZM200 134H202V133H200ZM224 134V133H223ZM230 134V133H229ZM239 134V133H238ZM17 135V134H16ZM22 135V136H23ZM52 135V137H54ZM60 135V134H59ZM94 135H92V136H94ZM107 135V134H106ZM114 135V134H113ZM144 135H146V134H144ZM156 135V134H155ZM196 135V134H195ZM8 136H9V138H8ZM18 136V135H17ZM21 136V135H20ZM20 136H18V137H20ZM21 136V137H22ZM48 136H50V135H48L47 134V138H48ZM87 136H88V134H87ZM91 136V137H92ZM103 136H104V134H103ZM115 136H116V133H115ZM114 136V137H115ZM123 136V135H122ZM124 136H126L127 137V134L125 135L124 134ZM123 136V139L125 138ZM141 136V135H140ZM185 136H186V134H185ZM12 137V138H11ZM35 137V138H36ZM52 137H49V138H51V140H52ZM75 137V136H74ZM90 137V136H89ZM99 137V135L97 136V138ZM101 137H102V135H101ZM101 137H99L100 139H101ZM128 137H130V136H128ZM142 137V138H141ZM140 137V139L141 140H143V136H141ZM162 137V136H161ZM238 137V140H239V136H237ZM28 138V137H27ZM27 138H25L26 140H27ZM55 138V137H54ZM57 138V137H56ZM60 138V137H59ZM62 138V137H61ZM77 138V137H76ZM92 138H94V137H92ZM98 138V141L100 140ZM103 138V137H102ZM105 138V137H104ZM106 138H108V137H106ZM121 138V137H120ZM144 138H146V136H144ZM192 138H194V137H191V140H192ZM244 138V137H243ZM15 138H13V140H14ZM58 139V138H57ZM57 139L55 140V141H57ZM75 139V138H74ZM122 139V138H121ZM120 139V140H121ZM146 139H148V138H146ZM155 139V138H154ZM222 139V138H221ZM220 139V137H219V140H221ZM225 139H227L225 142H224V139H222L221 141H222V143H221V141H219L218 139V142L217 143H215V144H217V145H219V144H221L220 145V147H222V145L224 144H226L227 146H225V147H222V148H220L221 150L220 151H222V149H223V153L224 152H226V153H228L229 151L232 153V152H235L234 154H236L237 152H238V146H237V143H236V141L234 140L235 139V137H233V139H232V134H230L229 136H228V138L226 137ZM12 140V141H13ZM16 140H18V138L16 139ZM21 140H23V139H21ZM26 140H24V142L26 141ZM50 140V139H49ZM50 140V141H51ZM65 140V139H64ZM114 140V139H113ZM112 140V141H113ZM117 140V139H116ZM114 140L117 144H118V142H119V140ZM124 140H126V139H124ZM130 140V139H129ZM129 140H127V141H129ZM145 140V139H144ZM150 140H152V138H150ZM149 140V141H150ZM212 140V139H211ZM237 140V139H236ZM11 141V142H12ZM48 141V140H47ZM54 141V142H55ZM61 141V140H60ZM59 141V142H60ZM62 141H63V139H62ZM70 141H72V140H70ZM76 141V140H75ZM94 141V140H93ZM101 142H102V140H100ZM109 141V140H108ZM111 141V142H112ZM140 141V140H139ZM146 142H147V140H145ZM242 141V140H241ZM252 141V140H251ZM16 142V141H15ZM24 142H20L19 141V143L21 144V143H23V144H26V142L24 143ZM51 142H53V141H51ZM58 142V143H59ZM114 142V143H115ZM122 142V141H121ZM131 142V141H130ZM134 142V141H133ZM136 142H137V140H136ZM151 142H153V141H151ZM194 143H197V142H195V141H193ZM220 142V143H219ZM224 142V143H223ZM240 142V141H239ZM253 142V141H252ZM251 142V143H252ZM10 143V144H9ZM18 143V142H17ZM62 143V142H61ZM95 143V142H94ZM149 143V142H148ZM192 143V142H191ZM242 143H243V145H244V142L242 141ZM248 143H250V142H248ZM247 143V144H248ZM51 144V143H50ZM50 144L48 145V143H47V146H49L50 147ZM53 144V143H52ZM60 144V143H59ZM64 145H65V142L63 143ZM73 144V143H72ZM88 144H89V142H88ZM102 144V143H101ZM100 144V145H101ZM150 144V143H149ZM153 144V143H152ZM180 144V143H179ZM201 144V143H200ZM203 144V143H202ZM211 144V141H210V143L208 144V145H210ZM54 145H55V143H54ZM56 145H58V144H56ZM55 145V146H56ZM62 145V144H61ZM64 145H63V148H64ZM67 145H70L69 143L67 144ZM90 145V144H89ZM116 145V144H115ZM129 145V144H128ZM135 144H133V146H134ZM154 145V144H153ZM197 145V144H196ZM196 145H195V147H196ZM217 145H214L215 146V148L217 147ZM77 146V145H76ZM76 146H73L74 148H70L71 149V151L70 152H72L74 149H75V147ZM102 146V145H101ZM119 147H120V145H118ZM117 146V147H118ZM124 147H125V145H123ZM149 146V145H148ZM150 146H152L151 144H150ZM149 146V147H150ZM156 146V148H157V145H154V147ZM251 146H252V144H251ZM24 147V146H23ZM70 147V146H69ZM99 147V146H98ZM115 147V146H114ZM127 147V146H126ZM138 147V146H137ZM199 147V146H198ZM203 147V146H202ZM57 148H58V146H57ZM63 148H61L60 150H62ZM65 148H67V147H65ZM96 148H97V146H96ZM109 149H110V147H108ZM120 148H122V146L120 147ZM134 148L136 149V147L134 146ZM134 148H133V150H134ZM139 148H141V146L139 147ZM145 148H147V147H145ZM210 148V147H209ZM219 148H218V150H219ZM14 149V150H13ZM68 150H69V148H67ZM67 149H66V151H67ZM82 149V148H81ZM107 149V148H106ZM124 149H126V148H124ZM128 149V148H127ZM126 149V150H127ZM149 148H147V150H148ZM153 149V148H152ZM175 149V148H174ZM198 149V148H197ZM59 150V151H60ZM76 150V152H77V156L76 157H78V158H83V160L81 161V162H84V164L87 166V167H90L89 169H91V167H95L96 165H98V167H99V164H97V162H99V160H97V159H92V157H91V150L90 151H88V150H86V149H83V152H78V149H75ZM75 150L73 151V152H75ZM121 150L122 149H120V154H121ZM125 150V151H126ZM143 149H141V151H142ZM145 150V149H144ZM154 150V149H153ZM173 150V149H172ZM178 151H180L179 149H177ZM177 150H175V151H177ZM216 150V149H215ZM62 151H65V149L64 150H62ZM99 151V150H98ZM112 151V150H111ZM110 151V152H111ZM114 151L116 152L117 150H115L114 149ZM135 151V150H134ZM137 151V150H136ZM135 151V152H136ZM175 151H174V153H175ZM243 151H245V150H243ZM69 152V151H68ZM104 152V151H103ZM109 152V151H108ZM109 152V153H110ZM113 152V151H112ZM115 152H113V153H115ZM143 152V151H142ZM141 152V153H142ZM145 152V151H144ZM149 152H150V150H149ZM151 152H152V150H151ZM79 153H81V154H79ZM118 151L116 152V154H114V156L115 155H117L118 157L119 156H121L120 154L118 155ZM127 153V152H126ZM222 153V154H223ZM245 153V152H244ZM63 154V153H62ZM95 154V153H94ZM98 154V156H99V154H101V155H104V154H102V153H100V151H99V153H97ZM97 154H95L96 156H97ZM105 154H107V153H105ZM150 154V153H149ZM166 154V153H165ZM203 154V153H202ZM250 154V153H249ZM248 154V155H249ZM93 155V154H92ZM148 155V154H147ZM175 156H176V154H174ZM227 155V154H226ZM229 155H230V153H229ZM123 156H124V154H123ZM123 156H121V157H123ZM127 156V155H126ZM131 156V155H130ZM161 156V155H160ZM172 156V155H171ZM61 157V156H60ZM62 157H63V155H62ZM99 157H101V158H104L103 156H99ZM125 157V156H124ZM128 157V156H127ZM177 157H179V155H177ZM193 157V156H192ZM63 158H65V157H63ZM62 158V159H63ZM69 158V157H68ZM135 158V157H134ZM164 158H167V157H165V155H164ZM180 158V157H179ZM178 158V159H179ZM224 158H226V157H224ZM61 159V158H60ZM71 158H69V160H70ZM119 159H121L122 160V158H118V162H116V164L115 165H113L114 167H115V171H117V172H119V169H120V172L121 171H123V170H121L122 168H124L125 170H126V168L124 167V165L122 164L123 162H124V164H125V162H127L128 161V163H130L129 162V160L128 159H126L125 161H119ZM125 159V158H124ZM129 159H130V157H129ZM137 159V158H136ZM135 159V160H136ZM144 159V158H143ZM177 159V160H178ZM192 159V158H191ZM199 159V158H198ZM66 160H67V158H66ZM102 160V159H101ZM166 160V159H165ZM181 160V159H180ZM63 161H65V160H63ZM72 161V160H71ZM75 161V160H74ZM104 161H106L105 160V158H104ZM108 161V160H107ZM116 161H117V159H116ZM137 161V160H136ZM146 161H147V159H146ZM167 161H169L168 159H167ZM191 161V160H190ZM189 161V162H190ZM58 162H60V161H58ZM120 162H122L121 164H120ZM149 162V161H148ZM147 162V163H148ZM188 162V163H189ZM197 162V161H196ZM223 162H225V161H223ZM61 163V162H60ZM60 163H58V164H60ZM64 163V162H63ZM67 163V162H66ZM115 163V161L113 162V164ZM138 163H140V162H138ZM137 163V164H138ZM143 163V162H142ZM198 163V162H197ZM227 163V162H226ZM57 164V165H58ZM70 164V166L72 165L71 164V162L69 163ZM75 164V163H74ZM83 164V163H82ZM104 164H106L105 162H104ZM136 164V165H137ZM144 164H145V162H144ZM142 165V166H144L145 167V165ZM177 164V163H176ZM224 164V163H223ZM231 164V163H230ZM233 164V163H232ZM84 165V167H86ZM134 165V164H133ZM170 165V164H169ZM189 166H190V164H188ZM52 166H53V168H52ZM69 166V167H70ZM125 166H128V164L126 165L125 164ZM150 166V165H149ZM152 166V165H151ZM173 166V165H172ZM192 166V165H191ZM194 166V165H193ZM232 165H230V167H231ZM65 167V166H64ZM64 167H62V168H64ZM97 167V166H96ZM97 167V168H98ZM135 167V166H134ZM197 167H198V165H197ZM233 167H235V169H234V171H240L241 173H242V170L243 169H240V170H238L239 168H237L236 166H233ZM256 167V166H255ZM58 168H59V166H58ZM62 168L60 169V170H62ZM71 168V167H70ZM70 168L68 169L69 171H67V172H69L70 173ZM75 168V167H74ZM71 169V170H74L73 172H75V169ZM128 168H129V166H128ZM128 168H127V172H129V170H132V168L131 169H129L128 170ZM67 169V168H66ZM86 169V168H85ZM101 169H103V168H100V170ZM108 169V168H107ZM142 169H143V167H142ZM150 169V168H149ZM148 169V170H149ZM152 169V168H151ZM184 169H186V168H184ZM48 170V172L49 171H51L52 172V174L50 173L49 175H48V172H47V174H45L46 173V171ZM59 170V171H60ZM94 170H95V168H94ZM124 170V171H125ZM136 171H130L131 173L132 172H134L135 174H136V172H137V169H135ZM188 170H190V168L188 169ZM197 170V169H196ZM245 170H247V169H245ZM34 171V172H33ZM35 171H37L36 172V174L37 175H42V176H39V177H37V179H35V180H33V177L30 179L29 177H31V176H33V174H35ZM44 171H45V173H44ZM59 171H57L58 173H57V175L59 176ZM66 171H64V172H66ZM87 171V170H86ZM103 171V170H102ZM111 171H113L112 169H111ZM186 171V170H185ZM26 172H28V173H30V172H32L33 174H31V175H26V174H28V173H26ZM39 172H41V174H39ZM46 175H44L43 176V173ZM72 172V171H71ZM76 172H78V171H76ZM81 172H84L85 173V171H81ZM92 172H94V171H92ZM91 172V173H92ZM99 172V171H98ZM151 172V171H150ZM157 172V171H156ZM243 172H244V170H243ZM23 173H26V174H24V175H22ZM79 173V172H78ZM83 173V176H84V178L86 177L85 175H88V177H89V175L91 174H89V172L87 171L85 174ZM110 173V172H109ZM113 173V172H112ZM134 173H132V174H126L127 176L129 175V177H131V180L133 179V177L135 176V174ZM140 173V172H139ZM146 173V172H145ZM144 173V174H145ZM147 173H148V171H147ZM155 173V172H154ZM154 173H152V175H155ZM159 173V172H158ZM158 173H156V174H158ZM208 173V172H207ZM234 173V172H233ZM245 173V172H244ZM61 174V173H60ZM67 174V176H68V173H66ZM72 175H73V173H71ZM79 174H81V173H79ZM98 174V173H97ZM97 174H96V176L94 175V174H91L90 176L91 177H89L88 179H90L91 180V178L93 179L92 181H91V184L94 182V183H96L95 181L97 180L96 179V177H97ZM114 174V173H113ZM113 174H112V176L111 177H109L110 175L108 174V172L106 173V175H108V177L107 178H109V179H106V180H109V183H107V181L105 180V178H103L102 176V178H103V181L105 182V183H107L108 184V187L110 186L109 184L111 183V182H113L114 181V177H113ZM144 174H143V176H144ZM150 175H151V173H149ZM200 174V173H199ZM26 175V176H25ZM47 175L49 176V177H47ZM57 175H56V177H57ZM62 175V174H61ZM95 177H94V176ZM106 175H105V177H106ZM136 175H138V174H136ZM142 175V174H141ZM188 175V174H187ZM82 175H80V177H81ZM133 176V177H132ZM207 176H209L208 174H207ZM24 177H27V179H28V183H30L29 184V186L27 185L28 183H27V180H24L25 178ZM48 178V179H45V178ZM55 177V178H56ZM64 177H65V175H64ZM136 177V176H135ZM145 177V176H144ZM178 177V176H177ZM262 177V176H261ZM24 178V179H23ZM62 178H63V175H62ZM110 178H111V182H110ZM115 178H116V176H115ZM152 178V177H151ZM209 178V177H208ZM61 179V178H60ZM67 179H68V177H67ZM80 178L78 177V181H79V183H81L82 182V180H83V177L79 180ZM113 179V180H112ZM155 180H156V178H154ZM154 179H153V182L155 183V181H154ZM178 179V178H177ZM47 180V181H46ZM51 180V181H52ZM70 180V179H69ZM84 180H85V182H84ZM83 180V182L85 183V185H86V183H89V181H87L86 180V178ZM149 180V179H148ZM148 180H146V181H148ZM152 180V179H151ZM158 180V179H157ZM176 180V179H175ZM180 180H181V178H180ZM180 180H179V182H180ZM42 181V182H41ZM77 181V180H76ZM87 181V182H86ZM102 181V182H103ZM129 181H130V179H129ZM128 181V182H129ZM165 181V180H164ZM181 181H185L184 179L183 180H181ZM207 181V180H206ZM44 182V183H45ZM52 182H55V181H52ZM102 183V184H104L105 186L107 185V184H105V183ZM128 182H126V185L127 186H125L124 185V187L123 188H125L128 192L129 191H131V189L132 190H134L135 191V184H134V186H132V185H128ZM132 182H133V180H132ZM135 182H136V180H135ZM134 182V183H135ZM145 182V181H144ZM148 182H150V181H148ZM152 182V183H153ZM167 182V181H166ZM27 183V184H26ZM44 183H42V184H44ZM74 183H75V180H74ZM78 183V184H79ZM83 183V184H84ZM94 183L92 184L93 185V187H94ZM137 183V182H136ZM139 183V182H138ZM151 183V182H150ZM149 183V184H150ZM157 183V182H156ZM165 183V182H164ZM185 183V182H184ZM184 183L182 184V185H180V187H184V188H186V184L184 185ZM56 184H57V182H56ZM90 184V185H91ZM99 184V183H98ZM98 184H96V185H98ZM101 184V183H100ZM163 184V183H162ZM166 185H167V183H165ZM34 185H37L36 187H34ZM45 185V184H44ZM72 185V184H71ZM96 185H95V187H96ZM139 184H137V188H138V190H137V188H136V190L138 191V192H141L143 195H140L141 193H138L137 191L135 192V194H134V192L133 193H129V195H126V193H127V191H121L120 190V186L118 187L119 188V191H120V194H116V193H114V196L113 197H116L117 198V196L119 197L118 198V200L119 199H122V200H127V199H130V201L131 200H133L134 198H136V196L137 197H139V199H140V202H141V199L142 198H144L143 200H147V199H145V198H149V196H151L150 194H151V190L149 189V187H150V185H149V187L147 186V185H145V184H140V186L142 185V187L140 188L139 186H138ZM176 185V184H175ZM70 186V185H69ZM87 186V185H86ZM129 186V187H128ZM179 186V185H178ZM222 186V185H221ZM234 186V185H233ZM237 186V185H236ZM28 187L29 188H31V189H29L28 190ZM52 187V186H51ZM58 187V186H57ZM57 187L56 188H54V191L48 186V188H50L51 190H52V192H55V190L57 189ZM75 187H76V184H75ZM132 187H134V188H132ZM156 188V186H154V184H153V187H151V188H153V189H155ZM161 187V186H160ZM163 187V186H162ZM166 187V186H165ZM44 188V189H43ZM118 188H116V189H118ZM129 188H130V190H129ZM140 188V189H139ZM175 188H176V186H175ZM178 189L177 190H175V191H177V193L176 194H178L179 193V195H181L180 194V192H178L179 191V187H177ZM216 188H217V186H216ZM256 188V187H255ZM43 189V190H42ZM60 189V188H59ZM91 189H93L92 187H91ZM98 189V188H97ZM100 189V188H99ZM218 189H219V187H218ZM226 189V188H225ZM259 189V188H258ZM94 190V189H93ZM101 190V189H100ZM114 190L115 189H113V190H111V191H113L114 192ZM191 190V189H190ZM193 190V189H192ZM191 190V191H192ZM195 190H196V188H195ZM231 190V189H230ZM41 191V192H40ZM48 191V190H47ZM46 191V192H47ZM165 191V190H164ZM181 191V190H180ZM183 191V193L184 194H186V193H188L189 195L188 196H191L190 195V192L191 191H187L186 190V193L184 192L185 190H182ZM198 191V190H197ZM43 192V193H42ZM56 192H58V191H56ZM103 192V193H102ZM108 192V191H107ZM157 192H159V191H157ZM157 192H156V194H157ZM240 192V191H239ZM47 193H50V191L49 192H47ZM46 193V194H47ZM94 193H96L95 191H94ZM98 193H101L102 195H104L105 194V192L103 191V190H101V192L99 191ZM108 193H112V192H108ZM155 193V192H154ZM182 193V192H181ZM227 193H228V191H227ZM40 194V195H41ZM45 194V195H46ZM62 194V193H61ZM100 194V195H101ZM138 194L140 195V196H138ZM159 194V193H158ZM200 194V193H199ZM199 194H198V196H199ZM229 194V193H228ZM47 195H49V194H47ZM46 195V196H47ZM63 195V194H62ZM70 195V194H69ZM76 195H77V193H76ZM94 195H96V194H94ZM183 195V194H182ZM201 195V194H200ZM44 196V195H43ZM43 196H41V198L43 199ZM55 196L56 195H54V198H55ZM81 196V195H80ZM153 196V195H152ZM158 196V195H157ZM160 196V195H159ZM158 196V197H159ZM230 196V195H229ZM34 197V196H33ZM45 197V196H44ZM48 197V196H47ZM52 197V196H51ZM51 197H49V198H51ZM62 197V196H61ZM93 197V196H92ZM156 197V196H155ZM158 197H156V199L158 198ZM169 197V196H168ZM175 197V196H174ZM178 197V196H177ZM184 197V196H183ZM48 198V199H49ZM53 197H52V199H54ZM58 197H56L55 199H57ZM150 198H152V197H150ZM173 198V197H172ZM180 198V197H179ZM178 198V199H179ZM229 198V197H228ZM233 198V197H232ZM42 199H41V201H42ZM54 199V202L56 201ZM82 199V198H81ZM138 199V200H139ZM153 199V198H152ZM155 199V200H156ZM174 199V198H173ZM177 199V198H176ZM201 199V198H200ZM0 200H1V198H0ZM47 200V199H46ZM51 200V199H50ZM58 200V199H57ZM59 200H60V198H59ZM72 200V199H71ZM75 200H76V198H75ZM111 200H113V199H111ZM111 200H109V201H111ZM115 200V199H114ZM138 200L137 201H133V205L135 206V207H137L138 205L139 206H141L140 204H138ZM151 200V199H150ZM231 200H233V199H231ZM244 200V199H243ZM38 201V200H37ZM40 201V202H41ZM45 201V200H44ZM44 201H42L43 203H45ZM64 201H67V200H64ZM73 201V200H72ZM128 201L129 200H127V202L126 203H128ZM174 201H175V199H174ZM204 201V200H203ZM205 201H207V200H205ZM236 201V200H235ZM234 201V202H235ZM2 202V200L0 201V203ZM41 202V205L43 204ZM61 202V201H60ZM139 202V203H140ZM150 202H152V204L153 203H155L154 202V200L152 201H150ZM182 202V201H181ZM180 202V203H181ZM226 202V201H225ZM237 202V201H236ZM50 203V202H49ZM52 203V202H51ZM59 203V202H58ZM111 203H112V205H114L115 206V203H113V201L112 202H110V203H108L109 205V208H107V209H109V212H110V210H112L113 208L111 207L112 205H111ZM166 203V202H165ZM173 203V202H172ZM177 202L175 201L174 203H173V205H171V206H173V207H175ZM184 203V202H183ZM207 203H209V202H207ZM240 203V202H239ZM238 203V204H239ZM242 203V202H241ZM28 204V203H27ZM30 204V203H29ZM28 204V206H30ZM31 204V205H32ZM68 204V203H67ZM70 204V203H69ZM117 204V203H116ZM151 204V203H150ZM152 204H151V206H152ZM170 204H171V202H170ZM170 204L168 205V207L170 206ZM178 204V203H177ZM186 204V203H185ZM206 204V203H205ZM228 204H230V203H228ZM235 204V203H234ZM237 204V203H236ZM236 204L235 205H233V204H231L230 206L229 205H227V207L229 206V207H231V208H233L234 206H236ZM249 204V203H248ZM247 204V205H248ZM253 204V203H252ZM255 204H256V202H255ZM3 206H5L4 204H2ZM2 205L0 206V207H2ZM40 205V204H39ZM45 205V204H44ZM48 205V204H47ZM71 205V204H70ZM111 205V206H110ZM119 205V204H118ZM147 205V204H146ZM154 205V204H153ZM164 205V204H163ZM225 204L223 203V206H224ZM239 205H241V204H239ZM238 205V206H239ZM52 206V205H51ZM50 206V207H51ZM60 206V205H59ZM150 206V205H149ZM167 207V205H166V207L168 208V209H172L173 207ZM202 206H203V204H202ZM263 206H264V204H263ZM45 207H46V205H45ZM63 207H65V205L63 204ZM66 207H68V205L66 206ZM70 207H72V206H70ZM116 207V206H115ZM120 207V206H119ZM126 207V206H125ZM147 207H148V205H147ZM165 207V208H166ZM179 207V206H178ZM182 207V206H181ZM185 207V206H184ZM184 207H183V209H184ZM187 207V206H186ZM185 207V208H186ZM222 207V206H221ZM225 207H226V205H225ZM224 207V208H225ZM251 207V206H250ZM56 208H57V206H56ZM79 208V207H78ZM96 208H98V207H96ZM95 207L93 208L92 207V210L94 209V210H97ZM112 208V209H111ZM162 208V207H161ZM180 208V207H179ZM178 208V209H179ZM235 208V207H234ZM237 209H238V207H236ZM240 208V207H239ZM262 208V207H261ZM26 209H29L28 207H26ZM25 209V210H26ZM31 209V208H30ZM44 209V208H43ZM42 209V210H43ZM62 209V208H61ZM68 209V208H67ZM71 209H73V208H71ZM127 209V208H126ZM141 209V208H140ZM147 209H149V208H147ZM163 209V208H162ZM162 209H161V211H162ZM167 209V210H168ZM180 209H182V208H180ZM179 209V210H180ZM220 210H221V208H219ZM222 209H223V207H222ZM229 209V208H228ZM246 209V208H245ZM263 209H264V207H263ZM24 210V209H23ZM60 210V209H59ZM74 210V209H73ZM117 210V209H116ZM115 209L114 210H112V212L113 211H116ZM142 210V209H141ZM175 210V209H174ZM177 210V209H176ZM189 210V209H188ZM242 210V209H241ZM247 210H249V209H247ZM257 210V209H256ZM259 210H261L260 208H259ZM45 211L46 212H49V214L48 213H45ZM62 211V210H61ZM64 211V210H63ZM66 211V210H65ZM69 211H72V210H69ZM90 211H91V209H90ZM90 211H89V213L88 214H91L90 213ZM98 211V210H97ZM107 211V210H106ZM137 211V210H136ZM163 211H166V209L165 210H163ZM162 211V212H163ZM186 211H187V209H186ZM221 211H223V210H221ZM238 211V210H237ZM240 211V210H239ZM262 211V210H261ZM260 211V212H261ZM31 212H33V210L31 211ZM94 212V211H93ZM108 211H107V215H108V213H109ZM179 213H178V217H179V215H181L182 217H184V216H187V215H185V213H184V211L182 212V210H180V211H178ZM219 212V211H218ZM241 212V211H240ZM239 212V213H240ZM259 212V213H260ZM45 213V214H44ZM60 213H61V215H60ZM65 213H68V212H65ZM64 213V214H65ZM70 213V212H69ZM142 213V212H141ZM151 213V212H150ZM164 213H166V212H164ZM168 213V212H167ZM166 213V214H167ZM221 213V212H220ZM55 214H57V215H55ZM87 214V215H88ZM106 214V213H105ZM104 214V215H105ZM117 214H119L118 212H117ZM116 214V215H117ZM176 214V213H175ZM214 214H216V213H214ZM222 214L224 215V213L222 212L221 214H220V216H222ZM230 214V215H229ZM248 214V213H247ZM250 215H251V217L249 218V221H255V222H257V219L255 218V214H256V212L254 211H251L250 213H249ZM248 214V215H249ZM258 214V213H257ZM28 215V214H27ZM67 215V214H66ZM66 215H64V217L66 216ZM114 215V214H113ZM113 215H112V217H113ZM120 215V214H119ZM168 215V214H167ZM227 215H229L231 218H240L239 216H241V214H239V215H234V214H232L231 212H229V213H227L226 214V216ZM70 216V215H69ZM91 215H88L87 216V218H91L90 217ZM102 216V218H103V215H101ZM106 216V215H105ZM104 216V218L105 219H107V221L109 220V218H106ZM172 216V215H171ZM176 215H174V217H177ZM216 216V215H215ZM217 216H219V215H217ZM219 216V217H220ZM247 215H244V217H246ZM111 217V218H112ZM130 217V216H129ZM198 217H200V215L198 214ZM197 217V218H198ZM219 217H217V219L219 218ZM244 217H241L240 219H242V218H244ZM24 218H28V221H26V219L25 220H23ZM66 218H68V217H66ZM86 218V217H85ZM101 218V217H100ZM124 218V217H123ZM201 218V217H200ZM2 219H3V225H2ZM104 219V220H105ZM119 219V218H118ZM117 218H116V220H118ZM126 219V218H125ZM179 219H180V217H179ZM203 219V218H202ZM221 219H223L222 217H221ZM220 218H219V220H221ZM244 219H246L247 221H248V217L247 218H244ZM65 220V219H64ZM67 220V219H66ZM85 220H88V219H85ZM84 219H83V221H85ZM100 220V219H99ZM114 220H115V218H114ZM121 220H123V219H121L120 218V221ZM204 220V219H203ZM20 221H26L25 222V224H23L22 223V225H21V223H20V225H19V227H18V225H17V223L18 222H20ZM90 220H88V221H86V223L84 222V224H87L88 222H89ZM101 221H102V219H101ZM100 221V222H101ZM113 221V220H112ZM119 221V220H118ZM118 221H116V222H118ZM128 221V220H127ZM205 221V220H204ZM227 221V220H226ZM260 223L259 224H257V225H260V224H263L264 223V218H262V219H260ZM69 222H70V220H69ZM103 222V221H102ZM105 222H106V220H105ZM109 222V221H108ZM135 222V221H134ZM203 222V221H202ZM27 223V224H26ZM61 223H62V221H61ZM60 223V224H61ZM68 223V222H67ZM220 223V222H219ZM83 223H82V221H81V225H82ZM82 225V228H84V226H86V225ZM96 224V223H95ZM94 224V226L95 227H97L98 226V224H100V223H97V226ZM107 224V223H106ZM119 224H121V223H119ZM218 224V223H217ZM80 225V224H79ZM81 225H80V227H81ZM108 225V224H107ZM107 225H104L105 227L107 226ZM114 225V224H113ZM117 224H115V226H116ZM61 226H63L62 224H61ZM93 226V225H92ZM92 226H90V227H92ZM102 226V225H101ZM128 226V225H127ZM171 226V225H170ZM18 227V228H17ZM103 227V226H102ZM102 227H100V228H102ZM108 227H109V225H108ZM112 227V226H111ZM119 228H118V230L116 229L117 228V226H116V228H114L115 230H113V228H112V230L114 231H112L111 233H115V231H116V233L114 234V236L115 235H118V240L119 241H121V244L120 245H123L126 249H127V241L129 240L128 239V235L130 236V234H126L127 236H126V238L128 239H126V238H123V236H125V233L122 235V226L121 225H119L118 226ZM200 227H201V225H200ZM21 228V227H20ZM104 228V227H103ZM124 228V227H123ZM127 228V227H126ZM134 228V227H133ZM16 229V230H15ZM23 229H25V228H22L21 230H23ZM63 229V228H62ZM61 229V230H62ZM1 230V229H0ZM13 230H15V231H13ZM20 230V231H21ZM67 230V229H66ZM92 230H95L94 228H92ZM97 230H99L98 228H97ZM109 229H107V231H108ZM127 230V229H126ZM131 230V229H130ZM140 230V229H139ZM169 230V229H168ZM171 230V229H170ZM60 231V230H59ZM106 231V230H105ZM129 231V230H128ZM236 231H240V235H238L237 234V237L238 236H240V237H238L236 240H235V242L239 245V246H242L243 245V243L245 242V240H247L249 237H251L252 235H253V238L254 239H256L258 236H257V234L256 233H254V232H252V233H248V232H245V233H242V231L239 229V228H237L236 229ZM19 232V231H18ZM23 232H24V230H23ZM62 232H64V231H62ZM98 232V231H97ZM96 232V233H97ZM102 232H104V231H102ZM131 231H129L128 233H130ZM171 232V231H170ZM17 233V232H16ZM20 233V232H19ZM27 233V232H26ZM94 233V232H93ZM137 233V232H136ZM139 233V232H138ZM162 232H160V234H161ZM173 233V232H172ZM172 233H170L171 235H172ZM68 234V233H67ZM99 234V233H98ZM160 234H158V235H160ZM10 235H12L11 237H10ZM47 235V236H46ZM55 235H54V239H55ZM64 235H65V233H64ZM63 235V236H64ZM94 235H95V233H94ZM93 235V236H94ZM163 235V234H162ZM161 235V236H162ZM164 235H165V233H164ZM169 235V234H168ZM174 235V237H175V234H173ZM17 236V235H16ZM20 236H22V235H20ZM102 236V235H101ZM132 236V235H131ZM134 236V235H133ZM8 237V238H7ZM25 237H27V236H25ZM45 237V238H44ZM70 237H72V235L70 236ZM69 237V238H70ZM104 237V236H103ZM169 237V236H168ZM171 237V236H170ZM173 237V238H174ZM222 236H221V233L220 232H214V233H212V234H210V235H208V239L207 240H213V239H219V238H221ZM16 238V237H15ZM17 238H21V237H17ZM60 238V237H59ZM62 238V237H61ZM67 238V237H66ZM140 238V237H139ZM167 238V235L165 236V239ZM172 238V237H171ZM170 238V239H171ZM172 238V239H173ZM44 239V240H43ZM77 239H79V238H77ZM85 239V238H84ZM84 239H82V240H84ZM91 239V238H90ZM111 239V238H110ZM124 239H126V240H124ZM138 239V238H137ZM169 239V240H170ZM177 239V238H176ZM175 238H174V240H173V243L174 242H177L179 245H180V243L178 242V241H180V240H176ZM185 239V238H184ZM22 240V239H21ZM63 240V239H62ZM65 240V239H64ZM81 240V239H80ZM87 240V239H86ZM95 240V239H94ZM103 240H105V238L103 239ZM102 240V241H103ZM112 240V239H111ZM132 240V239H131ZM23 241V245L26 247V244H24V242H25V240L23 239L22 240ZM95 241H97V240H95ZM101 241V240H100ZM113 241V240H112ZM133 241V240H132ZM135 241V240H134ZM138 241V240H137ZM172 241V240H171ZM184 241H186V240H184ZM26 242H28V241H26ZM52 241H50V243H51ZM55 242V241H54ZM67 242V241H66ZM48 243V242H47ZM49 243V244H50ZM53 243V242H52ZM56 243H58V241H56ZM64 243V242H63ZM69 244H71L70 242H68ZM68 243H66V245L68 244ZM73 243V242H72ZM77 243V242H76ZM81 243V242H80ZM79 243V244H80ZM88 243V242H87ZM96 243V242H95ZM95 243H93V244H95ZM110 243V242H109ZM118 243V242H117ZM116 243V244H117ZM129 243V242H128ZM135 243V242H134ZM138 243V242H137ZM172 242H171V244H173ZM176 243V244H177ZM187 243H188V241H187ZM13 244V245H14ZM22 244V243H21ZM32 244V243H31ZM60 244L61 243H59L58 245H59V248H60ZM84 244V243H83ZM97 244H98V242H97ZM132 244V243H131ZM185 244V243H184ZM200 244V243H199ZM22 245V246H23ZM29 244L27 243V246H28ZM54 245H55V243H54ZM62 245H64V244H62ZM65 245V246H66ZM88 245V244H87ZM117 245H119V244H117ZM116 245V246H117ZM156 245V244H155ZM174 245V244H173ZM16 246V245H15ZM21 246V245H20ZM30 246V245H29ZM28 246V247H29ZM40 246H35L34 248L36 249H34L33 248V250H35L36 252H37V248L39 247L40 248V250H41V247ZM47 247H49V246H51V244L48 246V245H46ZM53 246V245H52ZM64 246V247H65ZM68 246V245H67ZM103 246V245H102ZM102 246H100L99 245V247H100V249H101V247ZM115 245H114V247L115 248H117ZM122 246V247H123ZM130 246V245H129ZM133 246V245H132ZM139 246V245H138ZM181 246V245H180ZM185 246H187L186 244H185ZM190 246V245H189ZM32 247V246H31ZM68 247H72V246H68ZM74 247V246H73ZM83 247V246H82ZM96 247H98V246H96V244H95V247H94V249L96 248ZM104 247H105V245H104ZM103 247V248H104ZM107 247H109V246H107ZM106 247V248H107ZM111 247H113V246H111ZM123 247V248H124ZM171 247L173 248L174 246H172L171 245ZM183 247V246H182ZM202 247V246H201ZM20 248V247H19ZM43 249H46V248H44V247H42ZM51 248V247H50ZM57 248H58V246H57ZM63 248V247H62ZM89 248V247H88ZM91 248V247H90ZM102 248V251L104 250ZM105 248V249H106ZM115 248H112V249H114V251H117V250H119V249H115ZM123 248H120V249H123ZM129 248V247H128ZM141 248V247H140ZM175 248V247H174ZM190 248V247H189ZM194 248V247H193ZM193 248H191L190 249V251L193 249ZM21 249V248H20ZM30 249V248H29ZM32 249V248H31ZM69 249H71V248H69ZM82 249V248H81ZM109 249V248H108ZM125 249V250H126ZM131 249V248H130ZM178 249V248H177ZM182 249H184V247L182 248ZM196 249V248H195ZM208 249H209V247H208ZM211 249V252H212V254H213V257L212 256H210V257H212V258H214L215 259V262H214V264H222L223 263V258L225 257V254H224V250H222V249H220L219 247H213V248H210ZM26 250V249H25ZM47 250H48V248H47ZM58 250V249H57ZM61 250V249H60ZM59 250V251H60ZM79 250V249H78ZM91 250V249H90ZM111 250V249H110ZM179 250L180 249H178V251L177 252H179ZM186 250V249H185ZM184 250V251H185ZM188 250V249H187ZM227 250V249H226ZM257 250V249H256ZM18 251V250H17ZM31 251V250H30ZM42 251V250H41ZM41 251H38V253L39 252H41ZM64 251V250H63ZM105 251V250H104ZM111 251H113V250H111ZM119 251H123V250H119ZM119 251H117V252H119ZM136 251V250H135ZM174 251V250H173ZM181 251V250H180ZM26 252V251H25ZM43 252V251H42ZM48 252V251H47ZM56 252V251H55ZM62 252V251H61ZM66 251H64L63 253H65ZM109 252V251H108ZM193 252V251H192ZM21 253H22V255H24V253L22 252V249H21ZM21 253H20V255H21ZM30 253H32V252H30ZM50 253H52V252H50ZM54 253V252H53ZM60 253V252H59ZM67 253V252H66ZM65 253V254H66ZM95 253V252H94ZM152 253V255H155V254H153V252H151ZM155 253V252H154ZM179 253H182V254H184L185 255V253H183L182 251L181 252H179ZM196 253H197V251H196ZM195 253V254H196ZM199 253V252H198ZM210 253V252H209ZM39 254H41V253H39ZM90 254V253H89ZM96 255H97V253H95ZM117 254V253H116ZM186 254H187V251H186ZM192 253L190 252V255H191ZM9 255H11V254H9ZM26 255H28V253H26ZM26 255H24V256H26ZM30 255V254H29ZM32 255V254H31ZM63 255V254H62ZM62 255H61V258H57V257H54V258H44L42 261H41V263L42 264H71L70 262H68V261H65L64 259H65V257L63 258L62 257ZM68 255V254H67ZM92 255V254H91ZM94 255V254H93ZM111 255V254H110ZM127 255H128V253H127ZM179 255H181V254H179ZM199 255V254H198ZM15 256V255H14ZM23 256V257H24ZM35 255H34V253H33V255H32V257H34ZM38 256V255H37ZM64 256V255H63ZM117 256V255H116ZM121 256H123V255H121ZM124 256H126V255H124ZM123 256V257H124ZM129 256V255H128ZM134 256V255H133ZM157 256V255H156ZM187 256V255H186ZM86 257H90L89 255H87V254H83V258H86ZM106 257V256H105ZM114 257V256H113ZM150 257H153V256H150ZM175 257H178V256H175ZM183 257H185V256H183ZM209 257V258H210ZM6 258V257H5ZM26 260L28 259V261L30 262V264H33L32 263V259H31V256L29 257V258H26V257H24ZM67 258V257H66ZM93 258V257H92ZM95 259L96 258H98L97 256L96 257H94ZM128 258V257H127ZM130 258V257H129ZM133 258V257H132ZM161 258V257H160ZM164 258V257H163ZM182 258V257H181ZM181 258H179V259H181ZM188 258H189V256H188ZM24 259V260H25ZM110 259V258H109ZM122 259V258H121ZM136 259V258H135ZM151 259V258H150ZM197 259H199V258H197ZM231 259H233V258H231ZM16 260H19V259H17L16 258ZM23 260V258L21 257V260L19 261V262H22L21 264H24V262L26 263V260L24 261ZM69 260V259H68ZM108 260V259H107ZM113 260V259H112ZM111 260V261H112ZM124 260V259H123ZM128 260H130V259H128ZM148 260V259H147ZM155 260V259H154ZM181 260H183V259H181ZM185 260H187V259H185ZM189 260V259H188ZM235 260V259H234ZM255 260H256V258H254V259H247L246 261H245V263H247V264H254V262H255ZM85 261V260H84ZM114 261V260H113ZM112 261V262H113ZM159 261L160 262H158L157 261V263H159V264H161V259H159ZM164 261V260H163ZM162 261V262H163ZM29 262H28V264H29ZM87 262H89V261H87ZM110 262V261H109ZM165 262V261H164ZM184 261H182V263H183ZM186 262V261H185ZM200 262V261H199ZM81 263H83V262H81ZM118 263V262H117ZM125 264H126V262H124ZM128 263V262H127ZM133 263V262H132ZM131 263V264H132ZM154 263H156V262H154ZM0 264H3V262H2V257H0ZM14 264H18V263H14ZM27 264V263H26ZM38 264V263H37ZM86 264H88V263H86ZM99 264H108L107 263V261L105 260V258L103 257V256H101V260H100V262H99ZM112 264H114V263H112ZM116 264V263H115ZM120 264V263H119ZM129 264V263H128ZM134 264V263H133ZM147 264V263H146ZM151 264V263H150ZM153 264V263H152ZM185 264V263H184ZM188 264H193V262L191 263L190 262V260H189V262H188ZM194 264H196V263H194ZM201 264V263H200Z\"/></svg>",
	"mask_w": 264,
	"mask_h": 264
},
{
	"label": "snow or ice",
	"instance_id": "3",
	"mask_svg": "<svg viewBox=\"0 0 264 264\" xmlns=\"http://www.w3.org/2000/svg\"><path fill=\"white\" fill-rule=\"evenodd\" d=\"M123 235V234H122ZM161 264H163V262H161ZM196 264H199V262L197 261Z\"/></svg>",
	"mask_w": 264,
	"mask_h": 264
}]
</instances>
